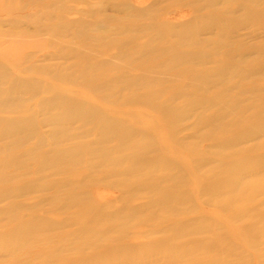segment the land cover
Returning a JSON list of instances; mask_svg holds the SVG:
<instances>
[{
  "label": "rangeland",
  "instance_id": "rangeland-1",
  "mask_svg": "<svg viewBox=\"0 0 264 264\" xmlns=\"http://www.w3.org/2000/svg\"><path fill=\"white\" fill-rule=\"evenodd\" d=\"M206 1L207 0H85V1L83 0V2H82L81 0H57V2L52 3L49 0H4L3 5H2L4 8L2 6L0 7L1 8L0 9V35H1L0 36V47L3 46L0 48L1 49L0 50V89L1 90L3 89L5 91L0 90L1 91L0 93H2V94H0V108H1L0 109V127L1 126L4 127L6 130H9V132L5 131L4 128H0V132L2 131L1 132L2 134L0 133V137L6 133L5 136H3L1 138L4 140L0 139V147H1L0 148V162H1L0 165L2 167V169L0 168V175H1L0 179L1 180L3 179L2 182L0 180V185H1L0 186V196H1L0 197L1 198V200H0V233H1L0 234V252H1L0 253V255H1L0 260H2V258L4 257L3 258L4 261H0L1 264H17V263L22 264V262H24V261H25V263H23V264H43V263H41L42 261L44 262V264H47V263L52 264L50 259L39 260V258H38L37 259V261L39 262L38 263L36 261V259L34 261V259L31 258V256L33 257V254H35V252L37 251V247L36 248L33 247L34 249L31 248V250L33 249V251H31L30 255H29V253L24 252L27 254L22 255L23 257L21 255L20 256L18 255L19 258L18 257L15 258V256L14 257L11 256L10 250L11 251L14 250L15 246H17L18 243L34 244L36 241H37L36 242L37 244L38 243L40 244V245L38 244L39 245L38 248L43 246V245L48 246V244L50 243L48 248L55 247V249H52L53 251H56L57 250L56 248H58V246L60 248L66 242L65 243L66 245H64V246H69V247H66L67 250L64 251V255H65L66 260L68 262H71L72 259H76L79 261L78 262L79 264H92L88 261V258L94 259V260H92V262H95L97 264H109L110 261H108L106 259L107 257L104 259L100 258L103 260H99V258H97V256H96L97 255L96 252H100L102 250H108V253H109L110 249H111V252L114 250V247H115V251H119V250L124 251V253H120V254L116 255L117 258L114 260V262H111L114 264H153L155 261L156 262L154 264H178V263L179 264H192L193 262H195L193 264H196V263L200 264V262L202 264H212V263L216 264L212 261V255L217 256V258H219V260H222L223 262L228 263V264H237V263H240L241 261H242V264H264V259H263L264 258V256H263V254H264V247H263L264 246V238H263L264 237L263 236L264 235L263 234L264 233V227H263L264 221L263 220L264 219H262V218H264V211H263L264 210V203H263V205H261L262 203L258 202V200L260 202H264L263 201L264 200V193H263L264 189L262 190V188H260L261 193H260L259 189H257L258 191L255 190L256 192L253 190L254 194H253V192L250 191L252 193L251 194L248 191V194H247L248 199L245 197V199L243 198L244 200H241V202L233 203V205H230L232 208L230 206L226 207L227 205H225V204L220 205V204L216 203L215 199L210 198V196L205 194V192H202V194L198 193L196 190L195 178H194L193 174H190L188 172L187 165H184L182 162L177 161V162H174L177 169L176 168L173 169L174 171L171 170L172 171V173H171L172 177L175 176L174 177L175 183L173 186L174 188L169 189V190H167V189L163 190V191H165V193L161 196V198H166L169 195H173L172 197L180 199V202H179V200L177 202L179 206L178 205L174 206L176 211H179V212L183 211L182 209L184 207H186V209L184 208L185 210H188L189 208L191 209V207H192L193 211L190 213V215H192V217H194V218L188 217V216H183L181 218V220H185V219L186 220H185V222L181 221L182 226L188 223L189 226L192 224L191 226H194L195 228L199 227V229L202 228V226H203L202 229H205L204 225H203V224H205L207 231L205 230V232L201 233L202 231L200 232V230H201L200 229V230H196V231H199L197 233H194V231H193L192 233H189L188 235L187 234H180L179 238L177 237L178 238V240H177L174 238L171 239V237H169L171 234L169 232H172L171 230H169L167 228L164 229V227L160 228V226H154V225L150 224L151 221H149L147 224L144 223L145 218L147 219V217H148L147 214H149L150 217H152L154 215L153 217L156 218V216L158 217L161 213L162 214L164 213L161 211V209L163 210L164 208L160 207V209H159L156 205L153 206V204L152 205L150 204V201L152 199H154L152 197L155 194L153 196L152 195L150 196L149 193L148 194L146 193V191H144V192L142 191L144 189L140 188L141 185L138 184L139 183L138 181L140 178L136 174L140 175L144 170H150L151 169L150 167H152V166H153L152 171L157 169L159 172V168L161 166V161L155 160L156 159L155 157L158 154L164 155L165 157H169V156L165 155L168 153L166 150L165 143L161 139L162 133L167 132L170 129L169 128L167 130L168 127L165 128V126L167 125V123L165 122V119L166 120L168 119V122L170 121L171 124H173V125L170 124L172 127L171 129L174 128V130L179 131L178 132L179 134H177L176 131H175L176 133L175 132L173 133V130H172L171 135L173 137V140L178 141V142H181V141L187 142V143L183 142V145H185L184 147H187L188 144H191L192 146H196L194 151H193L194 157L195 158L203 157L205 159L206 158L208 159L204 162L205 164L203 165V169H205V170L209 169L208 170L209 173H214V172L216 173V172H219L220 170H225L226 168H227L226 170H228L230 167H228V163H226L225 161L232 160V157H231L232 154L231 153L235 154V155H233L234 157L237 156L239 158H241V157L245 158L247 156V157H249L248 159H252L254 161L257 158L264 160V156H263L264 150H261V152H260L261 148L264 149V132H259V133H257V135H251V136L247 135L248 130H249L248 128L250 126L251 127L254 126L255 123L257 122L256 120L254 121V119H255L254 117L257 114L256 111L260 109V108L258 109V106L260 107L262 104H264V0H251V2H250V0H244V1L237 0L238 2L236 0H234V1H232V0H212L210 2H206ZM241 1L244 3H242ZM246 1H248L249 3ZM151 2H152V4H151ZM50 3H52V4H50ZM193 3L195 4L194 6H193ZM124 4H125L126 9L123 8ZM210 4H211V6H210ZM249 4L252 7H250ZM114 5L118 6L119 9L115 10V9H117V7L114 8L115 7ZM205 5H206V7H205ZM195 6H198L197 8L199 10ZM191 7L192 8L194 7L195 9L194 8L191 9ZM19 8H20V10H19ZM113 9H114V11H113ZM121 9H124V10H121ZM39 10H41V11H39ZM62 10H64V11H62ZM119 10H121V11H119ZM212 10H214V12L216 11L217 14H215L216 12L214 13ZM47 11H48V13H47ZM123 11H124V13H123ZM209 12H211V13H209ZM212 12L214 15H211ZM207 13H209L210 15ZM39 14H40V16L42 14V16L40 17ZM98 14H100V15H98ZM125 15H127V16H125ZM134 15H135V17H134ZM61 16H63L62 17L63 20L60 18ZM113 16H116V17L113 18ZM49 17L51 18L50 19L51 21L48 20ZM101 17H102V19H101ZM108 17L110 20L108 19ZM149 17H151V18H149ZM53 18L55 21L53 20ZM121 18H122V20H118ZM133 18L136 20L134 21ZM57 19H59L58 21H60L59 22L60 25L58 23H57V25L55 24V22H57L56 21ZM221 19H223V20H221ZM112 20H117V21L114 22ZM128 20H130V21H128ZM62 21H65V22L67 21V22H66V24H64L65 22H62ZM109 22L111 24H114V25H112V27H111L108 24ZM151 23L152 24L154 23L155 26H152ZM182 23H184L185 25ZM53 24L55 25V27H57L56 29H55V27H53L54 26ZM119 24H121V25H119ZM106 25L108 28L105 27ZM160 25H161V27H160ZM65 26H67V27H65ZM96 26H97V28H96ZM98 26L101 27L102 30L98 29L99 28ZM113 26H115V28H116V26H118V27L116 29L115 28L113 29ZM147 26L153 27V28L150 29ZM168 26L170 28H168ZM187 26H188V28H187ZM219 26H221V28ZM125 27H127V28H125ZM206 27H208L207 28L208 30L206 29ZM198 28H200V29H198ZM202 28H204V29H202ZM215 28H216V30H215ZM226 28H227V30H226ZM105 29L106 30L111 29L110 31L112 32V34L110 31L105 32ZM18 30H21L20 34L21 33L22 34L21 35L19 34L20 36L17 34V33H19ZM112 30H114V31H112ZM117 30H119V31H117ZM167 31H169V32H167ZM51 32H55V34L51 33ZM114 32L115 33L118 32V34L117 33L114 34ZM122 32H124V33H122ZM4 33H5V36L3 35V37L4 38L6 37L5 39L2 37V34H4ZM25 33H26V36H24ZM32 33H33V35H32ZM49 33H51V34H49ZM29 34H31V35H29ZM59 34H61V35H59ZM27 35H29V39H31L32 43H33V39H34L33 46H32V43L29 39H28L29 41H27V38H28ZM152 35H153V37H152ZM218 35L220 37H218ZM134 36H136V37H134ZM185 36H187V37H185ZM18 37H20V38H18ZM21 37H23V39ZM38 37L42 40L38 39ZM128 37H130V38H128ZM159 37H160V40H158ZM179 37L181 40L179 39ZM198 37H199V40L201 42L203 40L205 41L207 39L205 41L206 43L204 41L202 42V44L205 45V49H206V51L203 52V56H204L203 59L204 60L197 59L198 58V56H197V58L193 59L194 62L191 61L189 64L188 63L185 64V61L182 58V56L184 55L185 52H187L189 50V52H197V53L199 52V54H200V51H203V49H204V48L201 49V45H199L200 41H198V39H197ZM13 38H15V39L12 40ZM148 38L153 40V41L151 40L150 46L152 45L151 47H153V46L154 47L151 48L150 46H148L147 48H145L146 49L145 51H143L144 49L142 51L141 50L139 51L138 48H139V45L141 44V42L145 41ZM188 38H189V40H188ZM54 39H56V40L58 39V40L54 41ZM59 39H60V41H59ZM113 39H115V40H113ZM119 39H120V41H119ZM16 40H18L19 42L22 40L25 42H28L27 43L28 45H25V43L22 41L23 43L22 42H20V43L24 44L25 47H23L24 45L20 46L19 45L20 43L19 44L15 43ZM39 40L41 41V43L40 42H39V44H38V42L36 43V41H39ZM51 40H53V41H51ZM11 41H13V43ZM50 41L52 42L53 46L51 45ZM173 41H174V43H173ZM182 41H184L185 43ZM10 42H11V44H10ZM53 42L56 43L57 45L54 44ZM186 42H187V44H186ZM188 42H190V44ZM214 42H215V44H213ZM158 43L160 46L159 48L162 50V52L160 49L156 48ZM208 43H210V45ZM14 44H16L17 46L19 45L20 48L16 47V45H14ZM48 44H49V46H48ZM58 44H61V46L59 45L60 47H56V46H58ZM184 44H186V45H184ZM217 44H219V45H217ZM34 45H35V47H36V45L39 47L31 49V47H34ZM174 45H175V47H174ZM4 46H5V48H4ZM8 46H10V47L13 46V47H15V49L18 48V50L10 49V51H7L8 55L4 54V51H5L4 49H6V47H8ZM27 46H29V47H27ZM50 46H52V47H50ZM122 46H124V48ZM129 46L132 48L130 49ZM209 46H210V48H209ZM77 47H80L81 49L83 48V50L85 52H82L83 50H81V49H80V51L76 50V49H79ZM61 48L63 49V51ZM195 48H197V49H195ZM22 49H23V51L20 54H17ZM102 49H103V51H102ZM158 50H160V51H158ZM13 51L14 52L16 51L17 53L14 54ZM133 51H135V52H133ZM8 52H10V53L13 52V53H12V55H10ZM79 52L82 53V57H84V58L81 57V54L79 55ZM210 52H211V54H210ZM87 53L88 54L91 53L90 56ZM85 54H87V55H85ZM125 54L129 55L131 58L129 56H128V59L125 58V57H127V55H125ZM208 54H209V56H208ZM124 55H125V57H124ZM140 55H142V57ZM210 55H212V56H210ZM22 56L24 58H22ZM159 56H162V57H159ZM174 57H175V59H173ZM76 58H78L79 61ZM81 59H82V61H81ZM98 59L99 60L102 59V61H100V62L98 61V63H97ZM103 59H105V60H103ZM133 59H135V61ZM137 59H139V60H137ZM165 59H166L167 65L164 63ZM95 60H96V64H95ZM107 60H109L110 62L109 61L106 62ZM112 60H114V63ZM179 60H181V61H179ZM91 61H94V62H91ZM103 61H105V62H103ZM111 61H112V63H111ZM157 61H158V63H157ZM77 62L80 65H77ZM84 62L87 64H85ZM90 62H91V64H89ZM199 62H201V63H199ZM93 63L95 64L96 67L91 66V65H94ZM101 63L103 65H104V63H106L108 66L105 64V66H106L105 67ZM110 63H111V65L114 64V66H116V68L113 65L111 66ZM136 64H137V66H136ZM149 64L151 67L149 66ZM174 64H176V65L173 66ZM260 64H263V65H260ZM85 65L89 66V67H87L85 69V67H86ZM152 65H153V67H152ZM186 65L188 68L186 67ZM101 66H102V69H101ZM138 66H140V67H138ZM155 66L157 68H155ZM98 67L101 70L97 69L95 71V69ZM144 67L146 68V70ZM193 67H195V68L192 69L193 70L192 72H190L189 70ZM112 68H113V71H111ZM168 68H170V69H168ZM87 69H88V72L86 71ZM230 69H231V71H229ZM241 69H243V70L240 71ZM93 70L95 71V73L96 72L97 73L96 74L94 72L92 73ZM106 70L108 71L107 73H106ZM169 70H170V72H169ZM178 70L182 71L183 73L182 72L180 73V71H178ZM80 71H81V74H82V71H84L82 76L80 74ZM143 71H145L146 73H142ZM124 72L128 76L130 75V77H128V76L126 77V74H123ZM240 72H242V73H240ZM91 73L93 75L94 74L95 75L92 76ZM147 73H148V75H146ZM201 73L203 75L204 81H203L202 77H200V76H202ZM139 74H142V75H140L139 80H137L138 77L136 75H139ZM143 74H145L146 77ZM173 74H174V78H173ZM197 74H199V75L197 76ZM204 74H206V76H207L206 78H205ZM216 74H217V76H216ZM83 75H86V79H84L85 76H83ZM122 75H124V76H122ZM175 75H177V76H175ZM226 75L228 76V78ZM90 76L92 78H94V80L90 79ZM98 76H99V78H97ZM110 76H111V78L108 79ZM179 76H180V79H178ZM233 76L235 78H233ZM132 77L134 78V80L131 79ZM142 77H143V79H141ZM199 77H200V79H199ZM95 78H97V79L95 80ZM118 78L121 80H119ZM168 78L171 80L173 78V80H172L173 82L171 81L173 84L175 83L174 81H176L178 79V83L176 82L174 85H172V83L169 82L170 80H168ZM175 78H176V80H175ZM229 78H231V79H229ZM116 79H117V81H115ZM159 79H162V81H163V82L161 81V84H160ZM205 79H206V82H209V83H206ZM211 79H212V81H211ZM132 80L134 81V84H133ZM143 80L146 81V82H144L145 84L143 83ZM213 80L215 82H213ZM103 81H105V82L103 83ZM106 81H108V82H106ZM114 81L116 83H113ZM118 81H119V83H118ZM135 81H136V83H135ZM158 81H159V83L156 84V82H158ZM166 81L169 83H167ZM210 81H211V83H210ZM121 82H123L124 84ZM127 82H128V84H125ZM139 82H140V84H138ZM147 82H148V85H147ZM202 82H203V85H204V83H206V84L203 86ZM212 82H213V84H212ZM95 83H97V85H95ZM111 83H112V85H111ZM198 83L201 86H198ZM109 84L111 85V87ZM114 84H116V85H114ZM141 84L142 85L144 84V87ZM30 85L32 86L31 89L29 88V87H31ZM94 85L96 87L98 85L99 86L101 85L100 87H102V88H100V90H99L98 89L99 86H98L96 88L97 90H95ZM10 86L12 88V91H11L12 93H10L11 88L9 90ZM155 87L156 88L159 87L160 89L159 88L155 89ZM184 87L187 89L188 92L185 91L186 89ZM107 88H111V89L109 90ZM191 88L193 89V91ZM203 88L205 90H203ZM102 89L108 90L109 94H105L107 91L106 90H105L106 92L102 91ZM198 89H200V90L198 91ZM6 90L8 92H6ZM92 90H94V92ZM147 90H148V92H147ZM160 90L163 91V94H162V92H161V94H158V92L160 93ZM176 90H177V92L178 91H180V92L177 93ZM110 91H112L114 93L112 94V92H110ZM211 91H212V93H210ZM5 92L7 95H5ZM17 92H18V94H17ZM22 92H23V94H22ZM131 92L135 93V94H132ZM184 92H187V95H184ZM151 93L152 94L154 93V94L152 95ZM20 94H21V96H20ZM145 94L148 96H145ZM174 94H176V95H174ZM179 94H181L182 96ZM195 94H196V96H194ZM1 95H5L3 97L4 98L6 97L7 100L2 99L3 97ZM63 95H64V98H63ZM136 95H137V97H136ZM156 95H158L157 97L159 99L158 98L154 99V98H156L155 97ZM159 95H162V96L159 97ZM259 95H260V97H259ZM109 96H111V98ZM144 96H145V100H144ZM173 96H175V98ZM186 96L189 98L188 99L185 98ZM234 96L236 97V99L233 100L235 102V106L236 105L239 106L238 108H240V111H242L239 114L243 115L242 116V115L238 114V116H240V117L237 118L238 119L237 123L240 124L239 127H242L243 125H245V126H243L240 129H239V127H236L237 129L226 128V130L221 131L219 133L215 132L217 134H215L216 137L214 138L213 130L215 131L216 129H211L213 127V125L211 123L213 117H217V118L220 117V120L223 121V120L230 118L231 116H229L225 119V117L221 116V115H224L222 113H225V115H226L227 113H229L227 111H230V113L233 111V108L230 107L229 105H228L227 110L221 109L222 107L223 108L225 107L224 102L227 100H222V102H221L220 99L231 98ZM257 96L259 97V99H257L258 98ZM17 97H18V99H17ZM149 97H151V98H149ZM170 97L172 98V100L170 99ZM261 97H263V98H261ZM14 98H15V100H14ZM152 98L154 99L153 102H152ZM212 98H213V100H212ZM216 98L221 102V105H219L220 102H218V100L216 101ZM23 99L24 100L26 99V101H24ZM146 99H147V101H150V100L151 101L148 103V102H146ZM169 99L171 101H168ZM255 99H257V100H255ZM187 100H189V101H187ZM258 100L259 101L261 100L260 103H262V104H260V103L258 104V102H257ZM4 101H6V102H4ZM14 101H15V104H13ZM21 101L23 103H21ZM162 101L167 103V104L164 103L166 105V106L164 105L166 108L163 106ZM186 101H187V103L189 102V104H187V103L185 104ZM190 101L194 104H192ZM228 101H230V100H228ZM236 101H237V104H236ZM253 101H255V103ZM16 102H18V103H16ZM59 102H60V104H59ZM73 103H75V104H73ZM168 103L172 106V108L174 110L172 108H171V110L169 109L170 105ZM229 103H227V104H229ZM250 103H251V105H250ZM16 104H17V106H15ZM65 104H67L69 106L71 105L70 106L71 108L69 107L70 109H67V105H65ZM78 104L80 107L77 106ZM253 104H255V105L258 104V105L256 107ZM73 105H76V106L73 107ZM160 105H162V106H160ZM243 105L245 107H248V108H245ZM41 106H42V108H41ZM219 106H221V107H219ZM5 107H8V108H5ZM160 107H161V109H159ZM49 108H51V109L54 108V109L49 111L50 110ZM186 108H188V109H186ZM249 108H250V110H248ZM252 108H255V109L252 110ZM84 109H86L85 111H87L86 115H85ZM162 109L163 110L166 109V110L163 111ZM167 109L170 111H168ZM183 109H185L186 111L188 110V111L187 112L183 111ZM261 109H264V108L261 107ZM42 110H44V111H42ZM45 110H47V112ZM71 110H73V111L75 110L77 117H76V115H74L73 111L71 112ZM110 110H112V111H110ZM55 111H57V113ZM93 111L95 112V114ZM167 111L170 112V115H172L171 113L173 111H177V112H174L172 117L169 115L171 118L170 117L164 118V116H168V114H169ZM180 111L184 112V113H181ZM251 111H255L254 116H253L254 112H251ZM49 112H51V115H49ZM54 112H55V114H54ZM59 112L62 113L61 117H65V118L61 119V117L59 116L60 121L58 120V115H60ZM165 112H166V114H165ZM245 112H247L248 114ZM180 113L183 115L180 116ZM30 115H32V116H30ZM67 115H70L69 116L70 119L68 117H66ZM28 116H30L31 118H28ZM107 116H109V117L107 118ZM176 116H177V118H176ZM113 117H114V119H116L115 121H113L114 119H110ZM173 117H175L174 118L175 120L174 119L172 120ZM83 118H84V120H83ZM90 118L94 119V120H91ZM49 119H51V120L54 119V122L56 119L57 120L54 123L53 121H51ZM75 119H76V122H73V121H75ZM178 119H179V121H178ZM203 119H204V121H203L204 123L202 122ZM210 119H211V121H210ZM25 120L28 123L25 124ZM68 120L69 121L71 120L70 123L68 122ZM110 120H112V122ZM11 121H12V123H11ZM23 121H24V123H23ZM101 121L104 123H102ZM124 121H126V122H124ZM174 121H176L175 123L178 124V125L175 124L176 127L174 126ZM207 121L210 122L212 126L210 124L208 125ZM106 122H109L108 125ZM32 123L34 124V126ZM60 123H62L63 125L65 123L64 127H62L63 125ZM81 123H82V125H81ZM87 123H88V125H87ZM114 123H115V125H114ZM117 123H119L120 126ZM75 124H78V126H76ZM105 124L109 127H104V126H106ZM116 124H117V127H120V128H118V129L115 128ZM15 125H16V128H18V131H17V129H15V127H14ZM18 125H19V127H18ZM26 125H27V127H26ZM35 125L37 126L38 131L35 130L36 129ZM92 125H93L94 129L92 128ZM112 125H114V127ZM21 126L23 127L22 129H20ZM60 126H61V129H60ZM66 126H67V128H66ZM110 126H111V128H110ZM214 127H216V126H214ZM10 128H12L13 131ZM27 128H29V129H27ZM30 128H32V129L30 130ZM33 128H34V130H33ZM69 128H70V131H68ZM71 128L75 129L76 131L72 130ZM107 128H110V129L108 130ZM112 128H113V130L115 129L114 133H113ZM122 128H123V130L125 128V130H124L125 133L123 132V130H121ZM207 128H208V130H207ZM209 128L212 132L209 131ZM19 129H20V131H19ZM25 129H27L28 132L25 131ZM62 129H64L63 132L61 131ZM116 129H117V132H116ZM15 130L17 131V133L14 132ZM79 130L80 131L82 130L83 133L80 132ZM91 130H92V132H91ZM96 130H97V132H96ZM126 130H128L130 133L132 132L133 134L136 133L135 135H136V137L138 136V140L137 139L134 140V135L132 133L131 134L128 133V131L126 132ZM143 130L145 132H142ZM232 130H233V132H234V130H236L235 132L237 134L235 132L234 133L231 132ZM242 130H244V131H242ZM34 131H35V133H34ZM64 131H65V133H64ZM120 131H122L123 133ZM203 131H205L204 134H201V133H203ZM226 131L230 132V133H227ZM11 132H13V133H12V135L9 136L8 134H11ZM208 132L212 133V135H210V133H209L211 138L208 137L209 136ZM223 132L224 133L226 132L227 134L226 133H225L226 135L221 134ZM15 133H16V135H15ZM72 133H74V134H72ZM87 133H88V135H87ZM96 133H98V134H96ZM99 133H100V135H103V137L101 136L102 138L100 137ZM104 133H105V136H104ZM205 133H206V135H205ZM20 134L24 135V136H22V138H21ZM30 134L32 135L31 137H30ZM110 134H112V135H110ZM219 134H221V135H219ZM229 134L234 136V137H236V136L238 137V140H237L238 145L237 146L222 147L219 144L220 143L219 140H222V141H225L227 139L229 140L230 138H232V136H229ZM238 134L242 135V137H241L242 139H240V137H239L241 135H238ZM59 135L61 137H64V138H61ZM96 135L99 137H97ZM200 135H202V136H200ZM198 136H199V138H198ZM252 136H254L255 139H253ZM74 137L75 138L77 137V138L74 139ZM132 137H133V139H132ZM203 137H206V138H203ZM246 137L249 139L247 140ZM40 138H42V139H40ZM105 138H107L110 141H108ZM125 138H126V140H124ZM139 138H141V140ZM207 138H209V139H207ZM69 139H72V140L70 141ZM243 139H245V140H243ZM98 140H99L100 144L98 143ZM117 140H118V142H117ZM139 140H140V142H139ZM240 140L242 141L241 142L242 144L240 143ZM92 141H94V142L92 143ZM120 141H123V144H121ZM136 141L138 144L136 143ZM14 142H15V145H13ZM103 142L104 143L106 142L105 143L106 145ZM116 142H117V145L115 144ZM257 142H259V143L262 142V143L259 144ZM21 143H23L24 145L22 144L23 145L22 146ZM39 143H40V145H39ZM44 143H46V144H44ZM126 143L128 145H136L137 144L138 146L135 147V153H136V151H138L136 154V157L140 153V151H141V153L142 152L144 153V151H145L146 155L143 153H142V155L139 154V156H141V157H139L140 159L141 158L142 159L145 158V159L140 160L138 158L137 159L134 158L135 157V153H134V155H132V158L134 159V161H133V159L130 161L128 159L129 148L128 149L126 148V150H125ZM131 143H133V144H131ZM26 144H28V145H26ZM141 144L142 145L146 144L145 145L146 147L142 146ZM153 144H154V146H153ZM217 144H219V145H217ZM258 144H259V146H258ZM93 145H96V147L94 146V148H93ZM122 145L124 146V148ZM239 145L245 147L244 151L250 152V154L252 155V158H251V155H249V153L242 151L241 148H243V147H240ZM254 145H255V147H254ZM261 145H263V147ZM117 146H118V148H117ZM140 146L142 148L143 147L144 148L141 149ZM190 146H188V147H190ZM219 146H221V147H219ZM4 147H5V151L3 149ZM22 147H23V149H22ZM26 147H27V150L24 149ZM41 147H43V148H41ZM109 147H111L112 149L111 148L109 149ZM154 147H155V149H153ZM184 147H182V145H177L176 149H177V151H179V152L183 153L185 156H187L188 150ZM215 147H216V149H215ZM252 147H254L256 150ZM11 148L13 150L9 151V149H11ZM20 148H21V150H20ZM30 148H32V149L30 150ZM38 148L40 151H37ZM137 148H140V149H137ZM147 148L149 149L148 150L149 152L147 151ZM150 148L153 149L155 152L153 150H151ZM217 148H219V149L222 148V150L224 149L225 151L221 150L222 153H220L221 151ZM230 148H232V149H230ZM247 148H250V149L252 148V150L250 151ZM17 149H19V150L17 151ZM48 149H50V150H48ZM53 149L56 150V153L57 152L58 153L55 154V151ZM107 149H109V150H107ZM117 149H119L120 154L118 153ZM122 149H124L123 150L124 153L122 152ZM257 149H259V150H257ZM74 150H75V152H74ZM93 150H94V152H93ZM215 150H219L220 152H216ZM1 151H2V153H1ZM51 151H52L51 154L54 156H52L50 154ZM96 151L103 152V153L98 154V152H97V154L94 155L96 153ZM236 151H238V152H236ZM21 152H22V154H21ZM91 152H92V154H91ZM215 152H216V154H214ZM228 152H229V154H228ZM262 152H263V154H262ZM36 153H38V154H36ZM46 153H47V155H46ZM116 153H118V154H116ZM6 154H7V156H6ZM49 154H50V158H51V156L53 158L56 157L55 161H54V159L51 160V159H47V158L43 157V156H45V157L49 156ZM254 154H256L258 157L255 158L253 156ZM88 155L91 157H89ZM117 155H120V156H117ZM242 155H244V156H242ZM8 156H10V157H8ZM18 156H20V157H18ZM57 156H59L58 157L60 159L59 161L56 160ZM86 156H88V157H86ZM104 156H105V158H104ZM115 156H116V158L113 159V157H115ZM223 156H225V157H223ZM226 156H228V157H226ZM63 157H65V158H63ZM69 157L71 159H69ZM78 157H80V159H82V160L79 161ZM6 158L7 159L9 158V159L5 163V161H3V160L4 159L6 160ZM10 158L11 159L13 158V159L11 160ZM16 158H18V159H16ZM19 158H21V159H19ZM100 158L101 159L103 158V159L101 160ZM83 159H84V161H83ZM95 159H97V160H95ZM125 159H126V161L129 160L130 162L129 161L126 162ZM166 159L169 160L168 158H166ZM1 160L3 161L4 164L2 163ZM18 160H20V161H18ZM38 160H39V162H38ZM48 160H51V163ZM66 160L68 161V163ZM90 160H91V162H90ZM113 160H114V163H112ZM145 160H146V162L147 161H149V163L151 162L150 164L148 162L146 163L149 165H151L154 161H157V162H154V164H152V166L146 165L145 162H142V164L144 163L143 169H142V164L140 162L145 161ZM73 161H75V162L73 163ZM81 161L83 162L82 164H81ZM86 161H87L88 165L85 163ZM179 161H181V160H179ZM218 161H220V162H218ZM36 162L39 164V166ZM47 162H49L48 166H47V164H48ZM77 162H78V164H77ZM95 162H96V164L97 163L98 164L96 165ZM99 162L100 163L103 162L102 165ZM125 162L127 163V165ZM135 162H139V164L135 163ZM221 162L224 164V167H223V164ZM13 163L15 164V166ZM22 163L23 164L25 163V164L22 165ZM59 163L63 164V165H58ZM75 163H76L77 167H75L76 166ZM121 163H122V165L124 164L123 167H122ZM218 163H220V165L222 164L221 165L222 167ZM131 164L132 165L134 164L135 167L133 169L135 170V172H133L132 169H130ZM2 165L3 166L6 165V167L7 166L8 167L6 168V167H3ZM80 165L82 167H80ZM108 165L110 167H108ZM137 165H139V166H137ZM156 165H158V166H156ZM10 166H11V168H10ZM154 166L156 167V169H154ZM53 167H54V169H52ZM72 167H74L75 169H72ZM89 167L92 168V170H90ZM93 167H95V168L93 169ZM12 168H13V170H12ZM55 168L57 169V171ZM58 168H61V169L58 170ZM112 168H115V170ZM217 168H220V170L219 169H218V171L214 170ZM256 168L257 167H254V169H256ZM14 169L16 171L22 172L23 174L19 173L20 174V176H19L18 174H16L17 172H15ZM38 169H41L42 171L41 170L39 171ZM95 169H96V172H95ZM254 169L251 170V174L249 173V176L252 179L248 175H246V177H245L246 179H244V180H248L250 178L249 180L252 181V180L256 179V177L257 178L261 177V174H262V170L260 171L261 168L256 169V172H258V173H255ZM31 170H33V171H31ZM54 170H55L56 174H58V175L55 176ZM175 170H177V171H175ZM8 171L10 174L8 173ZM10 171H12V172H10ZM58 171H59V173H58ZM165 171H167V170H165ZM6 173L8 175H6ZM88 173H89V175H88ZM128 173H130V174H128ZM40 175H42L43 178ZM82 175H84V176H82ZM104 175H106L107 177L105 176L106 178H103ZM117 175H118V177H117ZM125 175L127 177H128V175H130L131 177L129 176L128 178H126ZM17 176H19V178ZM179 176H181V177H179ZM4 177H6V178L4 179ZM12 177H13V179H12ZM85 177H87V178H85ZM136 177H138V178H136ZM83 178H85L86 180ZM132 178L133 179L136 178L135 179L136 181L138 179L137 187L135 189H130L126 185L128 179H132ZM7 179H9V180H7ZM43 180H47V181H43ZM3 181L5 184H3ZM12 181H13V183H12ZM31 181H33V182H31ZM51 181H52V185L50 183ZM9 182H11V183H9ZM38 183L39 184L41 183V184L39 185ZM25 184H26V187H24ZM122 184H123V186H122ZM17 185H19V186H17ZM14 186L15 187L17 186V187L15 188ZM20 186H21V188H20ZM34 186H35V188H33ZM64 188H65V190H64ZM137 188H138V190H137ZM7 189L9 190V192ZM62 189L64 191H60ZM52 191H54V193ZM77 191H80V193H82V194H80L79 192L77 194L76 193ZM140 191H141V193H139ZM4 192L6 194L1 195V193H4ZM257 192H259V194ZM62 193L64 195H62ZM136 193H137V195H136ZM249 193L251 194V196ZM20 194H21V196H19ZM73 194H75V195H73ZM184 194H185V197H184ZM11 195H13V196H11ZM54 195H56L57 197ZM78 195L79 196L81 195V197L79 198ZM82 195L85 197H83ZM58 196H61V197H58ZM67 196L68 197L69 196L70 197L75 196L76 198L74 197L73 199L76 201H74L72 199V197L68 198ZM257 196H258V198L259 197L260 198L257 199L256 198ZM47 197H48V199H45ZM54 197H55V199H54ZM66 197H67V200H66ZM2 198H4L5 201ZM58 198H60V199H58ZM50 199H51V201H53V203L50 202ZM82 199L84 201H82ZM253 199L255 201H252ZM77 200L78 201L80 200L81 203L79 204V202ZM69 201H71L70 202L71 204L69 203ZM212 201L216 204H212L213 203ZM256 202H258L260 205L257 204ZM62 203L64 205H62ZM74 203H77V204H74ZM104 203H105V205H104ZM145 203H146V205H145ZM183 203H185V204H183ZM187 203H189V204H187ZM143 204H144V206H143ZM173 204H175V203H173ZM182 204L184 207L180 206ZM241 204H242L243 208L240 207ZM14 205H16V207H14ZM38 205H39V208H37ZM99 205H101L100 208H99ZM235 205H238V206H235ZM246 205L249 207H245ZM252 205H254V206H252ZM35 206H36V208H35ZM67 206L70 209H68ZM87 206L91 207V209H89L90 213L88 212V210H87L88 213L84 212V208ZM120 206L122 209L120 208ZM221 206H223V207H221ZM147 207L149 210L147 209ZM31 208L32 209L34 208V209L32 210ZM223 208L226 212H224ZM226 208L228 210H226ZM245 208H246V210H242ZM255 208L257 209V211ZM58 209H60V210L58 211ZM153 209H154V211H153ZM231 209H233V210H231ZM236 209L240 214L243 211L244 212L250 211L251 213L249 214V212H247L248 213L247 215L250 216L251 218L246 217L247 215L245 213H243V218H242V216L237 213ZM251 209L256 211V212L253 211V213H256V215L258 214V216L255 215L256 218H253L254 214L252 213ZM94 210H95V212H94ZM157 210L161 213L156 212ZM124 211L126 213H124ZM262 211H263V214L261 213ZM13 212H14V215H13ZM93 212L95 215L93 214ZM104 212L106 213L105 215H104ZM141 212L144 213V215ZM117 213H118V215H117ZM121 213H123V214H121ZM128 213L130 215H128ZM1 214H3V215H1ZM10 214H12V215H10ZM140 214H141V216H140ZM244 214H245V216H244ZM97 215H99V216L97 217ZM181 215H182V213H181ZM195 215L198 217H196ZM9 216L10 217L14 216L15 219L14 218L11 219ZM46 216H48V217H46ZM101 216H103V217H101ZM67 217H68V219H67ZM141 217H144V218H141ZM200 217H201V219H200ZM205 217H206V219H205ZM6 218L8 220H6ZM63 218H65V219H63ZM136 218H138V220ZM233 218H235L236 220ZM257 218H260V220H259L260 222L258 221ZM115 219H117V220H115ZM126 219L131 222L130 225H127L130 222H128ZM187 219H189L190 221ZM237 219H239V220H237ZM251 219H252V221H251ZM256 219H257V221H256ZM4 220H5V222H3ZM48 220H50V221H48ZM51 220H53V221H51ZM54 220L56 221V223ZM64 220L66 222L63 223ZM122 220L127 221L128 223L123 221L125 224L124 225L122 223ZM136 220H137V222H136ZM192 220L196 223H197V221H199V222L197 223V225H196V223L194 225V222ZM7 221H9V222H7ZM109 221H112L115 224L113 223L112 225H110L109 223H111V222H109ZM188 221L189 222L192 221V223H189ZM116 222L117 223L119 222L118 223L119 225ZM260 224L263 226H261ZM100 225H102L103 227H101ZM108 225H110V226L106 228V226H108ZM116 225L118 226V229L119 228H121V229L118 230ZM112 226L115 228V230ZM129 226H131L132 228ZM256 226H258V227L261 226V228H258ZM33 227H34V230H33ZM53 227L55 229H52ZM184 227H186V226H184ZM222 227H223V229H222ZM256 228H258V229L255 231ZM13 229L17 230L18 232L11 234V231ZM43 229L44 230L46 229V230L44 231ZM31 230H33L34 235L32 234L33 232ZM42 230L44 233L41 232L42 235H40L41 233H38V232H40ZM56 230H59L58 233ZM144 230L146 231L147 234L145 233ZM215 230H216V232H215ZM112 231H114L116 234ZM120 231H123V232H120ZM208 231L210 232V234ZM19 232H21L20 238H19V234H20ZM29 232L31 234H30V237L28 238ZM51 232L53 235H51ZM90 232H91V234H90ZM108 232H109V234H108ZM126 232H128V233H126ZM165 232L169 233V235L165 234ZM213 232H215V233H213ZM239 232H249V235L251 233V235H250L251 239L246 242L240 236ZM260 232H262V233H260ZM2 233H4V235ZM24 233H28V234L25 235ZM92 233H93V235L96 233L97 235L95 234L94 236L97 237L99 240H97V238H95L92 235ZM204 233H208V234H204ZM219 233H220V235H219ZM36 234H39V236L43 239L45 238L44 240L41 239L43 241L42 243L40 242L41 240H39V238H40L39 236L37 237L38 239L36 238V236H37ZM43 234H44V236H43ZM55 234H57L58 236ZM65 234L67 236H65ZM88 234L90 236H93V238H91ZM143 234L146 236H144ZM161 234L167 238V242H171L173 240L172 242H174V243L171 242L172 244L171 243L168 244L165 242L164 244L160 245L159 240L161 239V236H162ZM17 235H18V237H16ZM22 235H23V237H21ZM45 235L46 236L49 235V237H47L48 240L46 239ZM87 235L91 238V240H89L90 239L89 237H86ZM109 235L112 236L111 238H114L115 235H118V236H115V238L118 237L117 238L118 242H116L115 244H108L109 239L105 240V238H108ZM124 235H126V236H124ZM195 235H197V236H195ZM206 235H207V237H206ZM100 236H102V237H100ZM122 236H123V239H122ZM10 237H12V238H10ZM33 237H35V239ZM50 237L52 239L56 238L55 242ZM254 237L256 239H253ZM21 238H23V239H21ZM24 238H25V240H24ZM31 238H33V241ZM58 238H59V242L61 240L64 243L61 242V244H60L58 242ZM61 238H63V239H61ZM77 238H79V239H77ZM206 238H207V241L208 240L210 241V239H211V241L210 242L208 241L209 243L207 241H202L203 239H206ZM221 238L224 241V243H223V241L221 242V240H220ZM258 238H259V241L262 240L261 241V242H263L262 244L261 243L259 244ZM7 239L9 241H7ZM10 239H11V241H10ZM13 239H16V242H18V243H15V240H13ZM64 239H65V241H64ZM94 239H96V240H94ZM49 240H52V241H49ZM151 240L153 242H151ZM20 241H23V242H20ZM44 241H46V242L44 243ZM89 241H91L93 244ZM157 241L159 244H157ZM147 242L149 244L144 245ZM253 242H255V243L253 244ZM77 243H78V245L75 248V245ZM139 243H141V244H139ZM191 243H192V245H191ZM218 243H219V245H217ZM220 243H221V245H220ZM57 244H60V245H57ZM73 244H75V245H73ZM99 244H102V245H99ZM126 244H128V246ZM129 244L131 247L129 246ZM138 244H139V246H138ZM150 244L154 245V246H155V244L157 246L160 245L161 248L165 249V250L161 249V251H160V248H157L158 250L155 253V251H150L148 249L150 247ZM232 244H234V245L232 246ZM252 244L254 245V247ZM79 245L82 246L83 248L82 247L80 248ZM206 245H209V247ZM235 245L237 246V248H235ZM247 245H250V246H247ZM260 245L262 248L260 247ZM145 246H147V247H145ZM180 246H181V249L179 248ZM217 246L219 248H217ZM111 247H113V248H111ZM126 247H128V248L130 247L129 250H126V249H128ZM182 247H184V248H182ZM201 247L202 248L205 247L203 249H205V250L207 249L206 251H208L209 254L204 253L203 252L204 250H202ZM223 247H225V248H223ZM249 247L252 248V250ZM92 248H95V249H92ZM146 248L148 249V252H147ZM178 249H180V251ZM209 249L211 251H209ZM243 249H246V250H243ZM236 250L237 251L239 250V251L237 252ZM68 251L70 253H68ZM78 251H80V252H78ZM127 251L130 253H128ZM177 251L178 252L189 251V252L186 253L187 254L186 258H181V260H180L179 258H177L175 256ZM213 251H215V253ZM241 251H244L243 254ZM152 252H153V254H152ZM217 252H219V257L217 255L218 254ZM240 252H241V254H240ZM247 252H249V253H247ZM255 252L259 253V254H261L260 252H263V253H262V255H259V254H256ZM57 253L60 254L59 252H56V253H54V255L56 254V256L58 258L60 255L58 256ZM67 253L70 255H68ZM104 253H105V255H108V256L113 255L111 253L108 254L107 251ZM143 253L144 254L147 253V255H149V256H146ZM167 253H168V255H167ZM232 253H235L238 255H234ZM141 254H143L144 256ZM150 254H151V256H150ZM164 254L166 255L165 257H164ZM206 254H207V256H206ZM138 255H139V257H138ZM140 255H141V257H140ZM25 256H29V258L25 257ZM75 256H76V258H75ZM88 256H91V257H88ZM160 256H162L163 258ZM6 257H8V258H6ZM83 257H87V258H83ZM132 257H135V258H132ZM136 257H138V258H136ZM166 257L167 258L171 257V258L169 260H167ZM191 257H193L195 261H193L192 260L193 258H191ZM228 257H231V258H228ZM17 258H18V260L21 259V260H19L20 262L17 260ZM23 258H24V260H23ZM112 258H115V257H112ZM119 258L121 261L119 260ZM205 258H207V259H205ZM28 259H29V261H28ZM149 259H151V260H149ZM15 260H17V261H15ZM172 260H173V262H172ZM257 260H258V263H257ZM82 261H83V263H82ZM166 261H168V262H166ZM191 261H192V263H191Z\"/></svg>",
  "mask_w": 264,
  "mask_h": 264
},
{
  "label": "bare ground",
  "instance_id": "bare-ground-1",
  "mask_svg": "<svg viewBox=\"0 0 264 264\" xmlns=\"http://www.w3.org/2000/svg\"><path fill=\"white\" fill-rule=\"evenodd\" d=\"M49 1H51L52 3H53V2H57V0H49ZM81 1L83 2V0H81ZM84 1H85V0H84ZM210 1H212V0H207L206 2H210ZM232 1H234V0H232ZM236 1H237V0H236ZM242 1H244V0H242ZM242 1H241V2H242ZM3 2H4V0H0V7L3 5ZM30 2H31V1H30ZM117 2H118V1H117ZM121 2H122V1H121ZM225 2H226V1H225ZM237 2H238V1H237ZM246 2H248V1H246ZM246 2H245V3H246ZM250 2H251V0H250ZM52 3H50V4H52ZM59 3H60V2H59ZM149 3H150V2H149ZM194 3H195V2H194ZM194 3H193V6L195 5ZM215 3H216V2H215ZM242 3H244V2H242ZM248 3H249V2H248ZM248 3H247V4H248ZM30 4H31V3H30ZM41 4H42V3H41ZM113 4H114V3H113ZM151 4H152V2H151ZM199 4H200V3H199ZM213 4H214V3H213ZM33 5H34V4H33ZM36 5H37V4H36ZM39 5H40V4H39ZM46 5H47V4H46ZM117 5H118V4H117ZM126 5H127V4H126ZM249 5H250V4H249ZM40 6H41V5H40ZM55 6H56V5H55ZM114 6H115V5H114ZM118 6H119V5H118ZM118 6H115V7H114V8L117 7V9H115V10H118V9H119ZM150 6H151V5H150ZM210 6H211V4H210ZM2 7H3V6H2ZM59 7H60V6H59ZM122 7H123V6H122ZM151 7H152V6H151ZM195 7L197 8L198 6H195ZM205 7H206V5H205ZM250 7H252V6L250 5ZM250 7H249V8H250ZM3 8H4V7H3ZM20 8H21V7H20ZM20 8H19V10H20ZM112 8H113V7H112ZM120 8H121V7H120ZM123 8H125V4H124V7H123ZM141 8H142V7H141ZM193 8H194V7H193ZM193 8L191 7V9H193ZM249 8H248V9H249ZM0 9H1V8H0ZM61 9H62V8H61ZM61 9H60V10H61ZM125 9H126V8H125ZM127 9H128V8H127ZM144 9H145V8H144ZM194 9H195V8H194ZM197 9H198V8H197ZM205 9H206V8H205ZM208 9H209V8H208ZM50 10H51V9H50ZM60 10H59V11H60ZM121 10H124V9H121ZM121 10H119V11H121ZM140 10H141V9H140ZM198 10H199V9H198ZM218 10H219V9H218ZM39 11H41V10H39ZM62 11H64V10H62ZM113 11H114V9H113ZM119 11H118V12H119ZM144 11H145V10H144ZM151 11H152V10H151ZM151 11H150V12H151ZM207 11H208V10H207ZM212 11L214 12V10H212ZM219 11H220V10H219ZM115 12H116V11H115ZM213 12H212L211 15H214ZM215 12H216V11H215ZM215 12H214V13H215ZM248 12H249V11H248ZM40 13H41V12H40ZM45 13H46V12H45ZM47 13H48V11H47ZM123 13H124V11H123ZM143 13H144V12H143ZM197 13H198V12H197ZM209 13H211V12H209ZM209 13H207V14H209ZM42 14H43V13H42ZM42 14H41V16H42ZM141 14H142V13H141ZM146 14H147V13H146ZM215 14H217V12H216ZM219 14H220V13H219ZM98 15H100V14H98ZM98 15H97V16H98ZM195 15H196V14H195ZM209 15H210V14H209ZM253 15H254V14H253ZM39 16H40V14H39ZM41 16H40V17H41ZM125 16H127V15H125ZM215 16H216V15H215ZM248 16H249V15H248ZM248 16H247V17H248ZM57 17H58V16H57ZM62 17H63V16H61L60 18L62 19ZM114 17H116V16H113V18H114ZM128 17H129V16H128ZM131 17H132V16H131ZM134 17H135V15H134ZM137 17H138V16H137ZM140 17H141V16H140ZM249 17H250V16H249ZM110 18H111V17H110ZM142 18H143V17H142ZM149 18H151V17H149ZM43 19H44V18H43ZM50 19H51V18L49 17L48 20H50ZM101 19H102V17H101ZM108 19H109V17H108ZM133 19H134V18H133ZM138 19H139V18H138ZM140 19H141V18H140ZM190 19H191V18H190ZM53 20H54V18H53ZM58 20H59V19H57V20H56L57 22H55L56 25H57V23L59 24V22H60V21H58ZM62 20H63V19H62ZM109 20H110V19H109ZM118 20H122V18H121V19H118ZM124 20H125V19H124ZM135 20H136V19H134V21H135ZM151 20H152V19H151ZM221 20H223V19H221ZM50 21H51V20H50ZM54 21H55V20H54ZM98 21H99V20H98ZM112 21L115 22V21H117V20H112ZM128 21H130V20H128ZM131 21H132V20H131ZM234 21H235V20H234ZM240 21H241V20H240ZM62 22H65V21H62ZM62 22H61V23H62ZM66 22H67V21H66ZM66 22H65L64 24H66ZM107 22H108V21H107ZM225 22H226V21H225ZM236 22H237V21H236ZM49 23H50V22H49ZM95 23H96V22H95ZM119 23H120V22H119ZM154 23H155V22H154ZM154 23H153V24L151 23L152 26H155ZM186 23H187V22H186ZM108 24H109L111 27H112V25H114V24H111L110 22H109ZM117 24H118V23H117ZM130 24H131V23H130ZM182 24H184V23H182ZM225 24H226V23H225ZM53 25H54V24H53ZM59 25H60V24H59ZM109 25H108V26H109ZM119 25H121V24H119ZM126 25H127V24H126ZM148 25H149V24H148ZM166 25H167V24H166ZM184 25H185V24H184ZM217 25H218V24H217ZM219 25H220V24H219ZM110 26H109V27H110ZM123 26H124V25H123ZM169 26H170V25H169ZM169 26H168V28H170ZM202 26H203V25H202ZM208 26H209V25H208ZM53 27H55V25H54ZM65 27H67V26H65ZM98 27H99V26H98ZM105 27H107V25H106ZM117 27H118V26H116V28H117ZM129 27H130V26H129ZM147 27H149V26H147ZM147 27H146V28H147ZM160 27H161V25H160ZM219 27L221 28V26H219ZM231 27H232V26H231ZM49 28H50V27H49ZM56 28H57V27H55V29H56ZM96 28H97V26H96ZM107 28H108V27H107ZM114 28H115V26H113V29H114ZM116 28H115V29H116ZM125 28H127V27H125ZM144 28H145V27H144ZM149 28L151 29V28H153V27H149ZM183 28H184V27H183ZM185 28H186V27H185ZM187 28H188V26H187ZM187 28H186V29H187ZM207 28H208V27H206V29H207ZM98 29H101V27H99ZM98 29H97V30H98ZM179 29H180V28H179ZM181 29H182V28H181ZM195 29H196V28H195ZM198 29H200V28H198ZM202 29H204V28H202ZM229 29H230V28H229ZM101 30H102V29H101ZM110 30H111V29H109V30H108V29H107V30L105 29V32H106V31H110ZM128 30H129V29H128ZM165 30H166V29H165ZM207 30H208V29H207ZM215 30H216V28H215ZM226 30H227V28H226ZM18 31H19V33H17V34L19 35L20 32H21V30H18ZM47 31H48V30H47ZM50 31H51V30H50ZM56 31H57V30H56ZM58 31H59V30H58ZM112 31H114V30H112ZM117 31H119V30H117ZM125 31H126V30H125ZM125 31H124V32H125ZM143 31H144V30H143ZM146 31H147V30H146ZM185 31H186V30H185ZM1 32H2V31H1ZM26 32H27V31H26ZM105 32H104V33H105ZM110 32H111V31H110ZM124 32H122V33H124ZM127 32H128V31H127ZM160 32H161V31H160ZM167 32H169V31H167ZM194 32H195V31H194ZM199 32H200V31H199ZM202 32H203V31H202ZM227 32H228V31H227ZM227 32H226V33H227ZM28 33H29V32H28ZM28 33H27V34H28ZM47 33H48V32H47ZM51 33H54V34H55V32H51ZM51 33H49V34H51ZM61 33H62V32H61ZM102 33H103V32H102ZM108 33H109V32H108ZM116 33L118 34V32H116ZM116 33L114 32V34H116ZM185 33H186V32H185ZM195 33H196V32H195ZM221 33H222V32H221ZM221 33H220V34H221ZM21 34H22V33H21ZM21 34H20V35H21ZM56 34H57V33H56ZM82 34H83V33H82ZM106 34H107V33H106ZM106 34H105V35H106ZM111 34H112V32H111ZM127 34H128V33H127ZM187 34H188V33H187ZM3 35L5 36V33L2 34V37H3ZM20 35H19V36H20ZM29 35H31V34H29ZM29 35H27L28 38L26 37V38H27V41H29V40L31 41V39H29ZM32 35H33V33H32ZM52 35H53V34H52ZM59 35H61V34H59ZM78 35H79V34H78ZM78 35H77V36H78ZM80 35H81V34H80ZM189 35H190V34H189ZM0 36H1V35H0ZM24 36H26V33H25ZM24 36H23V37H24ZM132 36H133V35H132ZM221 36H222V35H221ZM23 37H21V38L23 39ZM35 37H36V36H35ZM57 37H58V36H57ZM134 37H136V36H134ZM152 37H153V35H152ZM154 37H155V36H154ZM181 37H182V36H181ZM185 37H187V36H185ZM218 37H220V36L218 35ZM3 38H4V37H3ZM5 38H6V37H5ZM5 38H4V39H5ZM18 38H20V37H18ZM72 38H73V37H72ZM128 38H130V37H128ZM213 38H214V37H213ZM14 39H15V38H13L12 40H14ZM16 39H17V38H16ZM28 39H29V40H28ZM38 39H40V38L38 37ZM153 39H154V38H153ZM179 39H180V37H179ZM182 39H183V38H182ZM197 39H198V41H200V40H199V37H198ZM1 40H2V39H1ZM18 40H19V39H18ZM18 40H16L15 43L19 44L20 42L23 41V40H22V41L19 42ZM25 40H26V39H25ZM40 40H42V39H40ZM40 40H39V41H36V43H37V42H38V44H39V42L41 43ZM55 40H56V39H54V41H55ZM57 40H58V39H57ZM57 40H56V41H57ZM113 40H115V39H113ZM151 40H152V39L148 38V39H146L145 41L141 42V44L139 45L138 50H139V51H140V50L142 51V50L144 49L143 51H145V50H146L145 48H147L148 46H150V42H151ZM158 40H160V37H159ZM180 40H181V39H180ZM186 40H187V39H186ZM188 40H189V38H188ZM206 40H207V39H206ZM206 40H205V41H206ZM51 41H53V40H51ZM51 41H50V42H51ZM59 41H60V39H59ZM119 41H120V39H119ZM152 41H153V40H152ZM190 41H191V40H190ZM193 41H194V40H193ZM203 41H204V40H203ZM203 41H202V42H203ZM205 41H204V42H205ZM209 41H210V40H209ZM6 42H7V41H6ZM11 42L13 43V41H11ZM11 42H10V44H11ZM23 42L25 43V45H28V44H27L28 42H25V41H23ZM23 42H22V43H23ZM44 42H45V41H44ZM121 42H122V41H121ZM155 42H156V41H155ZM157 42H158V41H157ZM178 42H179V41H178ZM182 42H184V41H182ZM202 42L200 41L199 45H201V49H203V48L205 49V45H203ZM22 43H20L19 45H20V46H21V45H24V44H22ZM31 43H32V41H31ZM53 43H54V42H53ZM118 43H119V42H118ZM152 43H153V42H152ZM159 43H160V42H159ZM159 43H158V45L156 46L157 49H160V48H159V47H160V46H159ZM173 43H174V41H173ZM184 43H185V42H184ZM188 43L190 44V42H188ZM205 43H206V42H205ZM210 43H211V42H210ZM210 43H208V44L210 45ZM33 44H34V39H33L32 46H33ZM49 44H50V43H49ZM49 44H48V46H49ZM54 44H56V43H54ZM126 44H127V43H126ZM130 44H131V43H130ZM135 44H136V43H135ZM155 44H156V43H155ZM166 44H167V43H166ZM169 44H170V43H169ZM186 44H187V42H186ZM186 44H184V45H186ZM213 44H215V42H214ZM14 45H16V44H14ZM19 45H18V46L16 45V47H19V48H20ZM25 45H24L23 47H25ZM29 45H30V44H29ZM51 45H52V42H51ZM56 45H57V44H56ZM59 45L61 46V44H58V46H56V47H60ZM63 45H64V44H63ZM131 45H132V44H131ZM163 45H164V44H163ZM181 45H182V44H181ZM206 45H207V44H206ZM217 45H219V44H217ZM220 45H221V44H220ZM52 46H53V45H52ZM52 46H50V47H52ZM54 46H55V45H54ZM132 46H133V45H132ZM151 46H152V45H151ZM151 46H150V47H151ZM187 46H188V45H187ZM214 46H215V45H214ZM221 46H222V45H221ZM1 47H3V46H1ZM1 47H0V48H1ZM27 47H29V46H27ZM38 47H39V46L36 45V47H35V45H34V47H31V49H33V48H38ZM101 47H102V46H101ZM118 47H119V46H118ZM122 47L124 48V46H122ZM129 47H130V46H129ZM150 47H149V48H150ZM153 47H154V46H153ZM153 47H151V48H153ZM162 47H163V46H162ZM174 47H175V45H174ZM196 47H197V46H196ZM198 47H199V46H198ZM4 48H5V46H4ZM62 48H63V47H62ZM62 48H61V49H62ZM77 48H79V49H76V50H79V51H80L81 48H80V47H77ZM120 48H121V47H120ZM123 48H122V49H123ZM131 48H132V47H130V49H131ZM151 48H150V49H151ZM176 48H177V47H176ZM176 48H175V49H176ZM178 48H179V47H178ZM209 48H210V46H209ZM212 48H213V47H212ZM215 48H216V47H215ZM229 48H230V47H229ZM10 49L14 50L15 47H13V46H11V47L8 46V47H6V49H4V50H5V51H4V54H7V51H10ZM61 49H60V50H61ZM103 49H104V48H103ZM103 49H102V51H103ZM135 49H136V48H135ZM157 49H156V50H157ZM163 49H164V48H163ZM195 49H197V48H195ZM204 49H203V51H200V54H199V52H198V53H197V52H189V50H188L187 52H185L184 55L182 56L183 60L185 61V64H186V63L189 64L191 61H193V59L197 58V56H198L197 59H199V60H204V59H203V58H204V56H203V52L206 51V49H205V50H204ZM0 50H1V49H0ZM15 50H18V48L15 49ZM81 50H83V48H82ZM153 50H154V49H153ZM160 50H161V49H160ZM160 50H158V51H160ZM166 50H167V49H166ZM170 50H171V49H170ZM191 50H192V49H191ZM224 50H225V49H224ZM22 51H23V49H22L19 53H17L16 51H15V52L13 51V52H14V54H15V53L20 54ZM62 51H63V49H62ZM127 51H128V50H127ZM13 52H11V53L8 52V53H9L10 55H12ZM75 52H76V51H75ZM82 52H85V51L83 50ZM133 52H135V51H133ZM161 52H162V50H161ZM180 52H181V51H180ZM2 53H3V52H2ZM77 53H78V52H77ZM126 53H127V52H126ZM151 53H152V52H151ZM166 53H167V52H166ZM170 53H171V52H170ZM14 54H13V55H14ZM80 54H81V57H82V53L79 52V55H80ZM83 54H84V53H83ZM87 54H88V53H87ZM87 54H85V55H87ZM90 54H91V53H90ZM90 54H88V55L90 56ZM135 54H136V53H135ZM147 54H148V53H147ZM155 54H156V53H155ZM163 54H164V53H163ZM163 54H162V55H163ZM198 54H199V55H198ZM210 54H211V52H210ZM7 55H8V54H7ZM22 55H23V54H22ZM92 55H93V54H92ZM125 55H127V54H125ZM125 55H124V57H125ZM156 55H157V54H156ZM158 55H159V54H158ZM180 55H181V54H180ZM206 55H207V54H206ZM226 55H227V54H226ZM3 56H4V55H3ZM83 56H84V55H83ZM120 56H121V55H120ZM128 56H129V55H127V57H125V58L128 59ZM140 56L142 57V55H140ZM164 56H165V55H164ZM208 56H209V54H208ZM210 56H212V55H210ZM11 57H12V56H11ZM13 57H14V56H13ZM85 57H86V56H85ZM122 57H123V56H122ZM124 57H123V58H124ZM129 57H130V56H129ZM137 57H138V56H137ZM152 57H153V56H152ZM159 57H162V56H159ZM170 57H171V56H170ZM172 57H173V56H172ZM176 57H177V56H176ZM22 58H24V57L22 56ZM82 58H84V57H82ZM123 58H122V59H123ZM130 58H131V57H130ZM163 58H164V57H163ZM228 58H229V57H228ZM76 59L78 60V58H76ZM111 59H112V58H111ZM111 59H110V60H111ZM116 59H117V58H116ZM127 59H126V60H127ZM142 59H143V58H142ZM173 59H175V57H174ZM103 60H105V59H103ZM129 60H130V59H129ZM133 60L135 61V59H133ZM137 60H139V59H137ZM149 60H150V59H149ZM167 60H168V59H167ZM209 60H210V59H209ZM78 61H79V60H78ZM81 61H82V59H81ZM81 61H80V62H81ZM98 61L100 62V61H102V59H101V60L98 59V60H97V63H98ZM108 61H109V60H107L106 62H108ZM112 61H113V63H114V60H112ZM112 61H111V63H112ZM123 61H124V60H123ZM127 61H128V60H127ZM134 61H133V62H134ZM168 61H169V60H168ZM179 61H181V60H179ZM91 62H94V61H91ZM91 62H90L89 64H91ZM103 62H105V61H103ZM103 62H102V63H103ZM109 62H110V61H109ZM119 62H120V61H119ZM133 62H132V63H133ZM193 62H194V61H193ZM197 62H198V61H197ZM84 63H85V62H84ZM102 63H101V64H102ZM111 63H110V65H111ZM116 63H117V62H116ZM129 63H130V62H129ZM148 63H149V62H148ZM151 63H152V62H151ZM157 63H158V61H157ZM164 63L166 64V59H165ZM180 63H181V62H180ZM199 63H201V62H199ZM199 63H198V64H199ZM85 64H87V63H85ZM93 64H94V63H93ZM95 64H96V60H95ZM95 64H94V65H91V66L94 67ZM99 64H100V63H99ZM105 64H106V63H104V65H103V64H102V65L105 66ZM198 64H197V65H198ZM258 64H259V63H258ZM77 65H80V64H78V62H77ZM81 65H82V64H81ZM106 65H107V64H106ZM112 65L114 66V64H112ZM112 65H111V66H112ZM157 65H158V64H157ZM166 65H167V64H166ZM175 65H176V64H174L173 66H175ZM183 65H184V64H183ZM195 65H196V64H195ZM260 65H263V64H260ZM85 66H86V65H85ZM91 66H90V67H91ZM107 66H108V65H107ZM111 66H110V67H111ZM129 66H130V65H129ZM132 66H133V65H132ZM136 66H137V64H136ZM149 66H150V64H149ZM158 66H159V65H158ZM162 66H163V65H162ZM169 66H170V65H169ZM189 66H190V65H189ZM77 67H78V66H77ZM77 67H76V68H77ZM82 67H83V66H82ZM87 67H89V66H86L85 69H86ZM95 67H96V66H95ZM99 67H100V66H99ZM99 67L96 68L95 71H96L97 69H100ZM105 67H106V66H105ZM114 67L116 68V66H114ZM134 67H135V66H134ZM138 67H140V66H138ZM150 67H151V66H150ZM152 67H153V65H152ZM170 67H171V66H170ZM186 67H187V65H186ZM195 67H196V66H195ZM195 67L191 68L189 71L192 72V71H193L192 69H194ZM83 68H84V67H83ZM131 68H132V67H131ZM142 68H143V67H142ZM144 68H145V67H144ZM155 68H157V67L155 66ZM175 68H176V67H175ZM175 68H174V69H175ZM187 68H188V67H187ZM187 68H186V69H187ZM199 68H200V67H199ZM81 69H82V68H81ZM90 69H91V68H90ZM101 69H102V66H101ZM101 69H100V70H101ZM149 69H150V68H149ZM153 69H154V68H153ZM158 69H159V68H158ZM168 69H170V68H168ZM178 69H179V68H178ZM182 69H183V68H182ZM186 69H185V70H186ZM228 69H229V68H228ZM243 69H244V68H243ZM243 69H241L240 71H242ZM249 69H250V68H249ZM79 70H80V69H79ZM79 70H78V71H79ZM91 70H92V69H91ZM114 70H115V69H114ZM145 70H146V68H145ZM247 70H248V69H247ZM86 71L88 72V69H87ZM95 71L93 70L92 73H93V72L95 73ZM111 71H113V68H112ZM164 71H165V70H164ZM176 71H177V70H176ZM178 71H180V70H178ZM187 71H188V70H187ZM187 71H186V72H187ZM189 71H188V72H189ZM199 71H200V70H199ZM223 71H224V70H223ZM229 71H231V69H230ZM234 71H235V70H234ZM83 72H84V71H82V74H83ZM90 72H91V71H90ZM107 72H108V71L106 70V73H107ZM148 72H149V71H148ZM169 72H170V70H169ZM181 72H182V71H180V73H181ZM184 72H185V71H184ZM197 72H198V71H197ZM201 72H202V71H201ZM225 72H226V71H225ZM238 72H239V71H238ZM251 72H252V71H251ZM92 73H91V75L94 76L97 72H96L94 75H93ZM103 73H104V72H103ZM142 73H146V72L143 71ZM175 73H176V72H175ZM182 73H183V72H182ZM240 73H242V72H240ZM240 73H239V74H240ZM80 74H81V71H80ZM80 74H79V75H80ZM82 74H81V76H82ZM85 74H86V73H85ZM99 74H100V73H99ZM99 74H98V75H99ZM101 74H102V73H101ZM111 74H112V73H111ZM111 74H110V75H111ZM123 74H126V73L124 72ZM228 74H229V73H228ZM233 74H234V73H233ZM106 75H107V74H106ZM140 75H142V74L136 75V76L138 77L137 80H139V78H140L139 76H140ZM143 75L145 76V74H143ZM146 75H148V73H147ZM171 75H172V74H171ZM198 75H199V74H197V76H198ZM201 75H202V73H201ZM83 76H85L84 79H86V75H83ZM96 76H97V75H96ZM101 76H102V75H101ZM122 76H124V75H122ZM127 76H128V75L126 74V77H127ZM175 76H177V75H175ZM180 76H181V75H180ZM180 76H179L178 79H180ZM204 76H205V78L207 77L206 74H204ZM208 76H209V75H208ZM216 76H217V74H216ZM226 76H227V75H226ZM236 76H237V75H236ZM114 77H115V76H114ZM114 77H113V78H114ZM116 77H117V76H116ZM126 77H125V78H126ZM128 77H130V75H129ZM133 77H134V76H133ZM133 77H132L131 79L134 80L135 77H134V78H133ZM145 77H146V76H145ZM167 77H168V76H167ZM200 77H202V79H203V75L200 76ZM200 77H199V79H200ZM97 78H99V76H98ZM97 78H95V80H96ZM110 78H111V76H110L108 79H110ZM151 78H152V77H151ZM170 78H171V77H170ZM173 78H174V74H173ZM173 78H172V80H173ZM197 78H198V77H197ZM223 78H224V77H223ZM227 78H228V76H227ZM233 78H235V77L233 76ZM90 79H93V80H94V78H92L91 76H90ZM90 79H89V80H90ZM108 79H107V80H108ZM118 79H119V78H118ZM123 79H124V78H123ZM141 79H143V77H142ZM149 79H150V78H149ZM164 79H165V78H164ZM178 79L176 80V78H175L176 81H174V82H175V83H176V82L178 83ZM195 79H196V78H195ZM229 79H231V78H229ZM105 80H106V79H105ZM119 80H121V79H119ZM133 80H132V81H133ZM146 80H147V79H146ZM151 80H152V79H151ZM159 80H160V84H161L162 79H159ZM168 80H170L169 82L172 81V80L169 79V78H168ZM168 80H167V81H168ZM181 80H182V79H181ZM207 80H208V79H207ZM214 80H215V79H214ZM214 80H213V82H215ZM221 80H222V79H221ZM115 81H117V79H116ZM115 81H114L113 83H116ZM125 81H126V80H125ZM132 81H131V82H132ZM141 81H142V80H141ZM149 81H150V80H149ZM167 81H166V82H167ZM187 81H188V80H187ZM199 81H200V80H199ZM203 81H204V79H203ZM208 81H209V80H208ZM211 81H212V79H211ZM211 81H210V83H211ZM224 81H225V80H224ZM226 81H227V80H226ZM104 82H105V81H103V83H104ZM106 82H108V81H106ZM144 82H146V81L143 80V83H144ZM162 82H163V81H162ZM169 82H167V83H169ZM172 82H173V81H172ZM172 82H171V83H172ZM205 82H206V79H205ZM213 82H212V84H213ZM118 83H119V81H118ZM121 83H123V82H121ZM135 83H136V81H135ZM141 83H142V82H141ZM157 83H159V81L156 82V84H157ZM164 83H165V82H164ZM175 83H174V84H175ZM191 83H192V82H191ZM206 83H209V82H206ZM206 83H204V85H205ZM223 83H224V82H223ZM123 84H124V83H123ZM125 84H128V82L125 83ZM133 84H134V81H133ZM138 84H140V82H139ZM144 84H145V83H144ZM144 84H143V85L141 84V85L144 87ZM150 84H151V83H150ZM152 84H153V83H152ZM174 84L172 83V85H174ZM200 84H201V83H200ZM12 85H13V84H12ZM95 85H97V83H95ZM95 85H94V86H95ZM104 85H105V84H104ZM109 85H110V84H109ZM109 85H108V86H109ZM111 85H112V83H111ZM111 85H110V87H111ZM114 85H116V84H114ZM136 85H137V84H136ZM147 85H148V82H147ZM202 85H203V82H202ZM204 85H203V86H204ZM207 85H208V84H207ZM30 86H31V85H30ZM98 86H99V85H98ZM98 86H97V87H98ZM100 86H101V85H100ZM100 86L98 87L99 90H100V88H102V87H100ZM108 86H107V87H108ZM151 86H152V85H151ZM160 86H161V85H160ZM164 86H165V85H164ZM198 86H201V85H199V83H198ZM13 87H14V86H13ZM92 87H93V86H92ZM97 87L95 86V90H97V89H96ZM114 87H115V86H114ZM146 87H147V86H146ZM146 87H145V88H146ZM185 87H186V86H185ZM185 87H184V88H185ZM220 87H221V86H220ZM10 88H11V86L9 87V90H10ZM29 88L31 89L32 86L29 87ZM90 88H91V87H90ZM104 88H105V87H104ZM141 88H142V87H141ZM158 88H159V87H157V88L155 87V89H158ZM204 88H205V87H204ZM204 88H203V90H205ZM225 88H226V87H225ZM30 89H29V90H30ZM92 89H93V88H92ZM107 89L110 90L111 88H107ZM112 89H113V88H112ZM142 89H143V88H142ZM148 89H149V88H148ZM152 89H153V88H152ZM159 89H160V88H159ZM185 89H186V88H185ZM191 89H192V88H191ZM0 90H1V89H0ZM2 90H3V89H2ZM2 90H1V91H2ZM13 90H14V89H13ZM105 90H106V89H102V91H105ZM143 90H144V89H143ZM199 90H200V89H198V91H199ZM206 90H207V89H206ZM214 90H215V89H214ZM1 91H0V92H1ZM3 91H5V90H3ZM11 91H12V88H11V90H10V93H12ZM26 91H27V90H26ZM92 91L94 92V90H92ZM106 91H107L108 93H107ZM106 91H105V92H106L105 94H109V91H108V90H106ZM185 91H187V89H186ZM190 91H191V90H190ZM192 91H193V89H192ZM198 91H197V92H198ZM229 91H230V90H229ZM6 92H8V91L6 90ZM6 92H5V95H7ZM110 92H112V91H110ZM147 92H148V90H147ZM147 92H146V93H147ZM161 92H162V94H163V91H161V90H160V93L158 92V94H161ZM176 92H177V90H176ZM178 92H180V91H178ZM178 92H177V93H178ZM181 92H182V91H181ZM187 92H188V91H187ZM187 92H184V95H187ZM200 92H201V91H200ZM204 92H205V91H204ZM204 92H203V93H204ZM207 92H208V91H207ZM207 92H206V93H207ZM230 92H231V91H230ZM97 93H98V92H97ZM113 93H114V92H112V94H113ZM131 93H132V92H131ZM131 93H130V94H131ZM149 93H150V92H149ZM154 93H155V92H154ZM154 93H153V94H154ZM185 93H186V94H185ZM210 93H212V91H211ZM217 93H218V92H217ZM227 93H228V92H227ZM231 93H232V92H231ZM0 94H2V93H0ZM17 94H18V92H17ZM22 94H23V92H22ZM24 94H25V93H24ZM112 94H111V95H112ZM132 94H135V93H132ZM136 94H137V93H136ZM138 94H139V93H138ZM142 94H143V93H142ZM142 94H141V95H142ZM147 94H148V93H147ZM151 94H152V93H151ZM153 94H152V95H153ZM5 95H1V96L3 97V96H5ZM139 95H140V94H139ZM143 95H144V94H143ZM174 95H176V94H174ZM179 95H181V94H179ZM189 95H190V94H189ZM189 95H188V96H189ZM205 95H206V94H205ZM233 95H234V94H233ZM256 95H257V94H256ZM20 96H21V94H20ZM98 96H99V95H98ZM112 96H113V95H112ZM145 96H148V95L145 94ZM145 96H144V100H145ZM150 96H151V95H150ZM157 96H158V95L155 96L156 98H154V97H153V98H154V99H157V98H158ZM160 96H162V95H159V97H160ZM163 96H164V95H163ZM181 96H182V95H181ZM194 96H196V94H195ZM206 96H207V95H206ZM220 96H221V95H220ZM254 96H255V95H254ZM109 97L111 98V96H109ZM113 97H114V96H113ZM132 97H133V96H132ZM136 97H137V95H136ZM140 97H141V96H140ZM173 97L175 98V96H173ZM257 97H258V96H257ZM259 97H260V95H259ZM259 97H258L257 99H259ZM63 98H64V95H63ZM133 98H134V97H133ZM149 98H151V97H149ZM149 98H148V99H149ZM153 98H152V102H153V100H154ZM185 98L188 99L189 97L186 96ZM214 98H215V97H214ZM222 98H223V97H222ZM261 98H263V97H261ZM261 98H260V99H261ZM2 99H6V97H5V98L3 97ZM2 99H1V100H2ZM17 99H18V97H17ZM53 99H54V98H53ZM105 99H106V98H105ZM105 99H104V100H105ZM137 99H138V98H137ZM158 99H159V98H158ZM170 99L172 100L171 97H170ZM170 99H169L168 101H171ZM235 99H236L235 96H234V97H231V98H226V99L223 98V99H220L221 102H222V100H227V101L224 102L225 104L223 103V104L225 105L226 108H225V107H224V108L222 107L221 109L227 110L228 105H229L230 107L233 108V111H232L231 113H230V111H227V112H229V113H227V112L225 111V112L227 113L226 115H225V113H222V114H224V115H221V116L225 117V119H226L227 117L231 116L230 118H228V119H226V120H223V121H222V120H220V117H219V118H217V117H213L212 121H211V119H210V121H211V123H212V125H213V127H212L211 129H216L215 131L213 130V132H214V133H213L214 138L216 137L215 134H217V133H219V132H221V131L226 130V128H228V129H229V128H230V129H231V128H233V129H237L236 127H239L240 124L237 123V122H238V119H237V118L240 117V116H238V114H239L240 112H242V111H240V108H238V107H239L238 105L235 106V102L233 101V100H235ZM257 99H255V100H257ZM6 100H7V99H6ZM8 100H9V99H8ZM14 100H15V98H14ZM23 100H24V99H23ZM23 100H22V101H23ZM109 100H110V99H109ZM185 100H186V99H185ZM208 100H209V99H208ZM212 100H213V98H212ZM214 100H215V99H214ZM217 100H218V99L216 98V101H217ZM228 100H230L231 102L228 101ZM252 100H253V99H252ZM2 101H3V100H2ZM10 101H11V100H10ZM22 101H21V103H23ZM24 101H26V99H25ZM66 101H67V100H66ZM72 101H73V100H72ZM72 101H71V102H72ZM131 101H132V100H131ZM136 101H137V100H136ZM150 101H151V100H150ZM150 101H147V99H146V102L149 103ZM187 101H189V100H187ZM187 101L185 102V104L187 103ZM191 101H192V100H191ZM191 101H190V102H191ZM249 101H250V100H249ZM260 101H261V100H260ZM260 101H259V100L257 101L258 104L260 103ZM262 101H263V100H262ZM4 102H6V101H4ZM7 102H8V101H7ZM12 102H13V101H12ZM12 102H11V103H12ZM68 102H69V101H68ZM111 102H112V101H111ZM204 102H205V101H204ZM211 102H212V101H211ZM218 102H220V101L218 100ZM221 102L219 103V105H221ZM229 102H230V103H229ZM253 102L255 103V101H253ZM16 103H18V102H16ZM44 103H45V102H44ZM66 103H67V102H66ZM162 103H163V106H164V105H165L164 103H166V102H163V101H162ZM191 103H192V102H191ZM213 103H214V102H213ZM227 103H229V104H227ZM13 104H15V101H14ZM19 104H20V103H19ZM45 104H46V103H45ZM59 104H60V102H59ZM69 104H70V103H69ZM73 104H75V103H73ZM166 104H167V103H166ZM168 104H169V103H168ZM187 104H189V102H188ZM192 104H194V103H192ZM216 104H217V103H216ZM236 104H237V101H236ZM258 104H257V105H258ZM260 104H262V103H260ZM62 105H63V104H62ZM65 105H67V104H65ZM65 105H64V106H65ZM169 105H170V104H169ZM169 105H168V106H169ZM196 105H197V104H196ZM196 105H195V106H196ZM250 105H251V103H250ZM253 105L257 107V105H255V104H253ZM15 106H17V104H16ZM70 106H71V105H70ZM70 106L67 105V109H70V108H71ZM74 106H76V105H73V107H74ZM77 106H79V104H78ZM160 106H162V105H160ZM165 106H166V105H165ZM165 106H164V107H165ZM222 106H223V105H222ZM243 106H244V105H243ZM3 107H4V106H3ZM50 107H51V106H50ZM69 107H70V108H69ZM79 107H80V106H79ZM169 107H170L169 109L171 110L172 106L170 105ZM185 107H186V106H185ZM219 107H221V106H219ZM244 107H245V106H244ZM261 107L264 108V104H262L260 107L258 106V109H259V108L261 109ZM5 108H8V107H5ZM13 108H14V107H13ZM37 108H38V107H37ZM41 108H42V106H41ZM93 108H94V107H93ZM95 108H96V107H95ZM165 108H166V107H165ZM167 108H168V107H167ZM245 108H248V107H245ZM0 109H1V108H0ZM2 109H3V108H2ZM49 109H50L49 111H51V110H53L54 108H52V109L49 108ZM78 109H79V108H78ZM80 109H81V108H80ZM159 109H161V107H160ZM172 109H173V108H172ZM186 109H188V108H186ZM221 109H220V110H221ZM229 109H230V108H229ZM254 109H255V108H252V110H254ZM260 109L257 110L258 112L256 111L257 114H256V116L254 117V118H255L254 121L256 120L257 122H256L255 125L252 126V127H251V126H250V127L248 126V127H249L248 129H249V130H248V134H247V135H250V136H251V135H257V133H259V132H264V109H261V110H260ZM38 110H39V109H38ZM85 110H86V109H84V111H85ZM95 110H96V109H95ZM162 110H163V109H162ZM164 110H166V109H164ZM164 110H163V111H164ZM167 110H168V109H167ZM170 110H168V111H170ZM173 110H174V109H173ZM175 110H176V109H175ZM178 110H179V109H178ZM178 110H177V111H178ZM248 110H250V108H249ZM42 111H44V110H42ZM45 111L47 112V110H45ZM72 111H73V110H71V112H72ZM110 111H112V110H110ZM168 111H167V112H168ZM177 111H173V112L171 111V112H172L171 114L173 115L174 112H177ZM183 111H186V110L183 109ZM187 111H188V110H187ZM187 111H186V112H187ZM39 112H40V111H39ZM55 112L57 113V111H55ZM55 112H54V114H55ZM73 112H74V115H76V117H77V114L75 113V110H74ZM86 112H87V111H85V115H86ZM93 112H94V111H93ZM96 112H97V111H96ZM180 112H181V111H180ZM222 112H223V111H222ZM251 112H254V114H253V116H254V115H255V111H251ZM251 112H250V113H251ZM41 113H42V112H41ZM43 113H44V112H43ZM59 113H60V112H59ZM65 113H66V112H65ZM160 113H161V112H160ZM168 113H169L168 116H164V118H165V117H170V116L172 117V115H170V112H168ZM181 113H184V112H181ZM181 113H180V116L183 115V114H181ZM245 113H247V112H245ZM44 114H45V113H44ZM61 114H62V113H60V115H58V120H59V116L61 117ZM63 114H64V113H63ZM94 114H95V112H94ZM163 114H164V113H163ZM165 114H166V112H165ZM247 114H248V113H247ZM49 115H51V112H49ZM169 115H170V116H169ZM239 115H242V114H239ZM30 116H32V115H30ZM30 116H28V118H31ZM69 116H70V115H67L66 117L69 118ZM92 116H93V115H92ZM161 116H162V115H161ZM178 116H179V115H178ZM242 116H243V115H242ZM246 116H247V115H246ZM251 116H252V115H251ZM73 117H74V116H73ZM87 117H88V116H87ZM108 117H109V116H107V118H108ZM171 117H170V118H171ZM52 118H53V117H52ZM62 118H65V117H61V119H62ZM80 118H81V117H80ZM91 118H92V117H91ZM91 118H90V119H91ZM170 118H169V119H170ZM174 118H175V117H173L172 120H173ZM176 118H177V116H176ZM234 118H235V119H234ZM69 119H70V118H69ZM88 119H89V118H88ZM103 119H104V118H103ZM103 119H102V120H103ZM110 119H114V117H113V118H110ZM248 119H249V118H248ZM23 120H24V119H23ZM49 120H51V119H49ZM49 120H48V121H49ZM56 120H57V119H56ZM56 120H55V122H56ZM83 120H84V118H83ZM91 120H94V119H91ZM91 120H90V121H91ZM106 120H107V119H106ZM106 120H105V121H106ZM108 120H109V119H108ZM115 120H116V119H114L113 121H115ZM174 120H175V119H174ZM208 120H209V119H208ZM250 120H251V119H250ZM51 121L54 122V119H52ZM59 121H60V120H59ZM70 121H71V120H70ZM70 121L68 120L69 123H70ZM79 121H80V120H79ZM79 121H78V122H79ZM88 121H89V120H88ZM103 121H104V120H103ZM110 121L112 122V120H110ZM178 121H179V119H178ZM203 121H204V119L202 120V122H203ZM214 121H215V122H214ZM242 121H243V120H242ZM43 122H44V121H43ZM55 122H54V123H55ZM73 122H76V119H75V121H73ZM81 122H82V121H81ZM101 122H102V121H101ZM124 122H126V121H124ZM161 122H162V121H161ZM165 122L167 123V125L165 126V128L168 127L167 130H168L169 128L171 129V128H172L171 125H173V124H171L170 121L168 122V119H167V120L165 119ZM175 122H176V121H174V126H175V124H176ZM202 122H201V123H202ZM207 122H208V121H207ZM11 123H12V121H11ZM23 123H24V121H23ZM26 123H28V122L25 120V124H26ZM34 123H35V122H34ZM54 123H53V124H54ZM58 123H59V122H58ZM102 123H104V122H102ZM106 123H107V125H108L109 122H106ZM156 123H157V122H156ZM203 123H204V122H203ZM211 123L208 122V125H209V124L211 125ZM13 124H14V123H13ZM32 124H33V123H32ZM60 124H62V123H60ZM71 124H72V123H71ZM85 124H86V123H85ZM110 124H111V123H110ZM117 124L119 125V123H117ZM117 124H116V127H115V128L118 129V128H120V127H117ZM125 124H126V123H125ZM125 124H124V125H125ZM147 124H148V123H147ZM170 124H171V125H170ZM10 125H11V124H10ZM62 125H63V124H62ZM62 125H61V126H62ZM64 125H65V123H64ZM64 125H63L62 127H64ZM75 125L78 126V124H75ZM81 125H82V123H81ZM87 125H88V123H87ZM100 125H101V124H100ZM100 125H99V126H100ZM103 125H104V124H103ZM103 125H102V126H103ZM105 125H106V124H105ZM107 125L104 126V127H109V126H107ZM114 125H115V123H114ZM114 125H112V126L114 127ZM142 125H143V124H142ZM149 125H150V124H149ZM157 125H158V124H157ZM176 125H178V124H176ZM212 125H211V126H212ZM33 126H34V124H33ZM35 126H36V125H35ZM61 126H60V129H61ZM68 126H69V125H68ZM119 126H120V125H119ZM143 126H144V125H143ZM146 126H147V125H146ZM151 126H152V125H151ZM214 126H216V127H214ZM241 126H242V125H241ZM243 126H245V125H243ZM243 126H242V127H243ZM10 127H11V126H10ZM14 127H15V129H17V131H18V128H16V125H15ZM18 127H19V125H18ZM26 127H27V125H26ZM31 127H32V126H31ZM58 127H59V126H58ZM71 127H72V126H71ZM74 127H75V126H74ZM90 127H91V126H90ZM159 127H160V126H159ZM159 127H158V128H159ZM175 127H176V126H175ZM206 127H207V126H206ZM242 127H239V129L242 128ZM0 128H4V127L1 126ZM22 128H23V127L21 126L20 129H22ZM66 128H67V126H66ZM92 128L94 129L93 125H92ZM110 128H111V126H110ZM110 128H107V129L109 130ZM138 128H139V127H138ZM145 128H146V127H145ZM148 128H149V127H148ZM4 129H5V128H4ZM10 129L13 131L12 128H10ZM20 129H19V131H20ZM27 129H29V128H27ZM27 129H25V131H27ZM31 129H32V128H30V130H31ZM71 129H72V128H71ZM117 129H116V132H117ZM170 129H169V131H167V132H163L162 135H161V139H162V141L165 143L166 150H167V153H168V154H165V155H167V156H169V157H165L164 155H160V154H158V153H157L158 155L155 157V158H156L155 160H160V161H161V166H160L161 169L159 168V172H158V170L156 169L155 166H154V169H156V170L152 171V167H153L152 164H154V162H157V161H154V162L152 161L153 163H152L151 165H149L151 162L149 163V161H147L149 164H146L147 162H146V160H145V161H141L140 163L142 164V162H145L146 165L152 166V167H150L151 169L149 168L150 170H144L140 175L136 174V175L139 176V178H140L139 181H138V179H137V181L139 182L138 184L141 185L140 188H143V189H144V190H142V191H143V192L146 191V193H147V194L149 193L150 196H151V195L153 196V195L155 194V195L152 197V198H154V199H152V200L150 201V204H151V205L153 204V206L156 205L159 209H160V207H161V208H164L163 210L161 209V211L164 212L163 214H162L161 212L158 211L159 209L156 211V212L161 213L158 217L156 216V218L153 217L154 215H153L152 217H150L149 214H147L148 217H147V219L145 218V220H144V223H145V224H147L149 221H151L150 224H152V225H154V226H160V228H163V227H164V229L167 228V229H169V230L172 231V232H169V233H171L169 237H171V239L174 238V239H177V240H178L180 234H187V235H188L189 233H192L193 231H194V233H197V232H199V231H196V230H200V229H201L200 232L202 231L201 233L205 232V230H206V225H205V224H203L205 229H202L203 226H202V228H200V229H199V227H198V228H197V227L195 228L194 226H191L192 224L189 226V224H188L187 222H186V223H187L188 225L185 224V225L182 226V222H181V221L185 222V220H186V219H185V220H181V218H182L183 216L192 217V215H190V213L193 211L192 207H191V209H190V208L187 206L189 209H188V210H185L186 207L183 206V204H185V203H183L182 205H180V206H183V207L185 208V209H184V208L182 207V208H183V209H182L183 211H180V212L182 213V215H181V213H180L179 211H176V209L174 208L175 205H178L177 202H178V200H179V202H180V199L172 197L173 195H169L168 197L165 196L166 198H161V196L165 193V191H163V190H166V189L169 190V189H173V188H174L173 186H174V183H175V182H174V181H175V180H174V179H175V178H174L175 176L172 177V174H171L172 171H171V170H173V169L176 168L174 162H177V161H178V162H182L184 165H187L188 172H189L190 174H193V176H194V178H195L196 190H197L198 193L202 194V192H205V194H207L208 196H210V198L215 199L216 203H218V204H220V205L225 204V205H227L226 207H228V206H230V205H233V203H236V202L239 203V202H241V200H244L245 197L247 198L248 191H249V192H250V191L253 192V190L255 191V190H257V189H259V191H260V188H262V190L264 189V160H261V159L257 158V159L254 161V160H252V159H248L249 157H247L246 155H245V156H246L245 158H243V157L239 158V157H237V156L234 157L233 155H235V154H234V153H231L232 155H231V154H230V155H231V157H232V160H229V161L227 160L228 162L225 161L226 163H228V167H230L228 170H226L227 168L225 169L226 171H225V170H220V168H217V169H214V170H217V171H218V169H219V170H220L219 172H216V173H215V172L213 171L214 173H209V171H208L209 169H208V170L203 169V165L205 164L204 162H205L206 160H208V159H207V158L205 159V158H203V157L195 158L194 155H193V151H194V149H195L196 146H192L191 144H188V146H190V145H191V146H190V147H188V146H187V147H184V146H185V145H183V142H184V141L178 142V141L173 140V137H172V135H171L172 130H173V133L176 131L177 134H179V133H178L179 131L174 130V128L171 129V130H170ZM177 129H178V128H177ZM228 129H227V130H228ZM11 130H10V131H11ZM33 130H34V128H33ZM35 130L38 131L37 126H36V129H35ZM63 130H64V129H62L61 131L63 132ZM72 130H75V129H72ZM97 130H98V129H97ZM97 130H96V132H97ZM112 130H113V128H112ZM114 130H115V129H114ZM114 130H113V133H114ZM121 130H123V128H122ZM124 130H125V128H124ZM124 130H123V132H124ZM146 130H147V129H146ZM178 130H179V129H178ZM207 130H208V128H207ZM245 130H246V129H245ZM5 131H8V132H9V130H6V129H5ZM17 131L15 130L14 132L17 133ZM68 131H70V128H69ZM75 131H76V130H75ZM75 131H74V132H75ZM79 131H80V130H79ZM89 131H90V130H89ZM127 131H128V130H126V132H127ZM135 131H136V130H135ZM139 131H140V130H139ZM139 131H138V132H139ZM209 131H211L210 128H209ZM235 131H236V130H234V132H235ZM242 131H244V130H242ZM1 132H2V131H1ZM1 132H0V133H1ZM27 132H28V131H27ZM29 132H30V131H29ZM32 132H33V131H32ZM50 132H51V131H50ZM80 132H82V130H81ZM91 132H92V130H91ZM108 132H109V131H108ZM120 132H122V131H120ZM120 132H119V133H120ZM123 132H122V133H123ZM136 132H137V131H136ZM142 132H145V131L143 130ZM142 132H141V133H142ZM176 132H175V133H176ZM204 132H205V131H203V133H201V134H204ZM211 132H212V131H211ZM215 132H217V133H215ZM226 132H227V131H226ZM226 132H225V133H226ZM231 132H233V130H232ZM234 132H233V133H234ZM240 132H241V131H240ZM245 132H246V131H245ZM4 133H5V132H4ZM12 133H13V132H11V134H8V135L10 136V135H12ZM16 133H15V135H16ZM34 133H35V131H34ZM64 133H65V131H64ZM68 133H69V132H68ZM82 133H83V132H82ZM82 133H81V134H82ZM100 133H101V132H100ZM100 133H99V135H100ZM102 133H103V132H102ZM105 133H106V132H105ZM105 133H104V136H105ZM124 133H125V132H124ZM128 133H130V132L128 131ZM131 133H132V132H131ZM131 133H130V134H131ZM141 133H140V134H141ZM209 133H210V132H208V135H209ZM225 133L223 132V133H221V134H225ZM227 133H230V132H227ZM227 133H226V134H227ZM235 133H236V132H235ZM238 133H239V132H238ZM1 134H2V133H1ZM5 134H6V133H5ZM5 134H3V136H5ZM27 134H28V133H27ZM27 134H26V135H27ZM32 134H33V133H32ZM40 134H41V133H40ZM56 134H57V133H56ZM66 134H67V133H66ZM72 134H74V133H72ZM72 134H71V135H72ZM75 134H76V133H75ZM85 134H86V133H85ZM96 134H98V133H96ZM120 134H121V133H120ZM126 134H127V133H126ZM132 134H133V133H132ZM135 134H136V133H135ZM135 134H133V135H134V140H135V139L138 140V136L136 137ZM142 134H143V133H142ZM221 134H219V135H221ZM226 134H225V135H226ZM236 134H237V133H236ZM8 135H7V136H8ZM20 135H21V134H20ZM46 135H47V134H46ZM87 135H88V133H87ZM110 135H112V134H110ZM123 135H124V134H123ZM128 135H129V134H128ZM157 135H158V134H157ZM192 135H193V134H192ZM205 135H206V133H205ZM205 135H204V136H205ZM208 135H207V136H208ZM210 135H212V133H210ZM210 135H209L208 137H210ZM234 135H235V134H234ZM238 135H241V134H238ZM3 136H1L0 139H1ZM9 136H8V137H9ZM22 136H24V135H21V138H22ZM31 136H32V135L30 134V137H31ZM59 136H60V135H59ZM96 136H97V135H96ZM101 136L103 137V135H100V137H101ZM140 136H141V135H140ZM190 136H191V135H190ZM200 136H202V135H200ZM207 136H206V137H207ZM229 136H232V135L229 134ZM260 136H261V135H260ZM33 137H34V136H33ZM40 137H41V136H40ZM43 137H44V136H43ZM55 137H56V136H55ZM60 137H61V136H60ZM97 137H99V136H97ZM102 137H101V138H102ZM127 137H128V136H127ZM135 137H136V138H135ZM145 137H146V136H145ZM145 137H144V138H145ZM206 137H203V138H206ZM236 137H237V136H236ZM236 137L232 136V138H230L229 140L227 139V140H225V141L219 140V142H220L219 144H220L222 147H225V146H227V147H228V146H237V145H238V143H237L238 137H237V138H236ZM239 137H240V139H242V138H241L242 135L239 136ZM252 137H253V139H255L254 136H252ZM257 137H258V136H257ZM5 138H6V137H5ZM23 138H24V137H23ZM58 138H59V137H58ZM58 138H57V139H58ZM61 138H64V137H61ZM68 138H69V137H68ZM76 138H77V137H76ZM76 138L74 137V139H76ZM101 138H100V139H101ZM129 138H130V137H129ZM129 138H128V139H129ZM147 138H148V137H147ZM198 138H199V136H198ZM201 138H202V137H201ZM210 138H211V137H210ZM218 138H219V137H218ZM246 138H247V137H246ZM258 138H259V137H258ZM258 138H257V139H258ZM40 139H42V138H40ZM72 139H73V138H72ZM72 139H69V140L71 141ZM105 139H107V138H105ZM132 139H133V137H132ZM139 139L141 140V138H139ZM207 139H209V138H207ZM222 139H223V138H222ZM248 139H249V138H247V140H248ZM1 140H4V139H1ZM60 140H61V139H60ZM93 140H94V139H93ZM96 140H97V139H96ZM96 140H95V141H96ZM107 140H108V139H107ZM113 140H114V139H113ZM113 140H112V141H113ZM124 140H126V138H125ZM124 140H123V141H124ZM130 140H131V139H130ZM130 140H129V141H130ZM140 140H139V142H140ZM181 140H182V139H181ZM243 140H245V139H243ZM38 141H39V140H38ZM53 141H54V140H53ZM63 141H64V140H63ZM63 141H62V142H63ZM100 141H101V140H100ZM108 141H110V140H108ZM123 141H120V143L123 144ZM143 141H144V140H143ZM146 141H147V140H146ZM221 141H222V142H221ZM35 142H36V141H35ZM35 142H34V143H35ZM64 142H65V141H64ZM64 142H63V143H64ZM66 142H67V141H66ZM93 142H94V141H92V143H93ZM101 142H102V141H101ZM117 142H118V140H117ZM117 142L115 143L116 145H117ZM133 142H134V141H133ZM144 142H145V141H144ZM241 142H242V141L240 140V143H241ZM12 143H13V142H12ZM23 143H24V142H23ZM23 143H21V145H22ZM67 143H68V142H67ZM85 143H86V142H85ZM92 143H91V144H92ZM98 143L100 144L99 140H98ZM98 143H97V144H98ZM103 143H104V142H103ZM105 143H106V142H105ZM105 143H104V144H105ZM109 143H110V142H109ZM109 143H108V144H109ZM120 143H119V144H120ZM136 143H137V141H136ZM147 143H148V142H147ZM184 143H187V142H184ZM214 143H215V142H214ZM216 143H217V142H216ZM257 143H259V142H257ZM257 143H256V144H257ZM261 143H262V142H261ZM261 143H259V144H261ZM37 144H38V143H37ZM44 144H46V143H44ZM44 144H43V145H44ZM95 144H96V143H95ZM124 144H125V143H124ZM131 144H133V143H131ZM134 144H135V143H134ZM137 144H138V143H137ZM137 144H136V145H128V144L126 143L125 150H126V148H127V149L129 148L128 159H129L130 161L133 159V158H132V155H134V153H135V147L138 146ZM142 144H143V143H142ZM142 144H141V145H142ZM148 144H149V143H148ZM154 144H155V143H154ZM154 144H153V146H154ZM219 144H217V145H219ZM241 144H242V143H241ZM259 144H258V146H259ZM13 145H15V142H14ZM16 145H17V144H16ZM18 145H19V144H18ZM23 145H24V144H23ZM23 145H22V146H23ZM26 145H28V144H26ZM26 145H25V146H26ZM39 145H40V143H39ZM52 145H53V144H52ZM105 145H106V144H105ZM105 145H104V146H105ZM145 145H146V144H145ZM145 145H142V146L146 147ZM177 145H182V147H184V148H186V149L188 150L187 156H185L183 153L177 151V149H176V148H177ZM193 145H194V144H193ZM11 146H12V145H11ZM25 146H24V147H25ZM32 146H33V145H32ZM32 146H31V147H32ZM88 146H89V145H88ZM91 146H92V145H91ZM94 146L96 147V145H93V148H94ZM113 146H114V145H113ZM122 146H123V145H122ZM215 146H216V145H215ZM221 146H219V147H221ZM239 146H240V145H239ZM256 146H257V145H256ZM258 146H257V147H258ZM261 146L263 147V145H261ZM16 147H17V146H16ZM27 147H28V146H27ZM27 147L24 148V149L27 150ZM52 147H53V146H52ZM52 147H51V148H52ZM89 147H90V146H89ZM111 147H112V146H111ZM111 147H109V149H110ZM144 147H143V148H144ZM147 147H148V146H147ZM213 147H214V146H213ZM217 147H218V146H217ZM240 147H243V146H240ZM254 147H255V145H254ZM254 147H252V148H254ZM257 147H256V148H257ZM0 148H1V147H0ZM8 148H9V147H8ZM8 148H7V149H8ZM13 148H14V147H13ZM41 148H43V147H41ZM100 148H101V147H100ZM117 148H118V146H117ZM121 148H122V147H121ZM123 148H124V146H123ZM140 148L143 149L141 146H140ZM140 148H137V149H140ZM244 148H245V147L241 148V150L244 151ZM252 148H251V149H250V148H247V149H249V150L251 151ZM3 149H4V151H5V147H4ZM22 149H23V147H22ZM31 149H32V148H30V150H31ZM95 149H96V148H95ZM101 149H102V148H101ZM109 149H107V150H109ZM111 149H112V148H111ZM150 149H151V148H150ZM153 149H155V147H154ZM153 149H151V150H153ZM215 149H216V147H215ZM217 149H219V148H217ZM225 149H226V148H225ZM230 149H232V148H230ZM237 149H238V148H237ZM254 149H255V148H254ZM10 150L12 151L13 149L11 148V149H9V151H10ZM18 150H19V149H17V151H18ZM20 150H21V148H20ZM48 150H50V149H48ZM53 150H54V149H53ZM71 150H72V149H71ZM97 150H98V149H97ZM107 150H106V151H107ZM117 150H118V153L120 154L119 149H117ZM123 150H124V149H122V152L124 153ZM148 150H149V149L147 148V151H148ZM219 150L221 151L222 148L219 149ZM219 150H215V151H216V152H220ZM245 150H246V149H245ZM249 150H248V151H249ZM255 150H256V149H255ZM257 150H259V149H257ZM261 150H264V149L261 148V149H260V152H261ZM24 151H25V150H24ZM28 151H29V150H28ZM37 151H40L39 148L37 149ZM37 151H36V152H37ZM54 151H55V154L58 153V152L56 153V150H54ZM63 151H64V150H63ZM63 151H62V152H63ZM78 151H79V150H78ZM100 151H101V150H100ZM103 151H104V150H103ZM120 151H121V150H120ZM153 151H154V150H153ZM153 151H152V152H153ZM212 151H213V150H212ZM222 151H225V150L223 149ZM222 151H221L220 153H222ZM6 152H7V151H6ZM6 152H5V153H6ZM74 152H75V150H74ZM93 152H94V150H93ZM97 152H98V154H99V153H100V154L103 153V152L96 151V153H95L94 155H96ZM137 152H138V151H136V153H135V157H134V156H133V157L136 158V159H137V158L140 159L139 157H141V156H139V154L142 155L143 152L141 153V151H140V153H139V154L137 155V157H136ZM148 152H149V151H148ZM148 152H147V153H148ZM154 152H155V151H154ZM216 152H215L214 154H216ZM236 152H238V151H236ZM244 152H247V151H244ZM257 152H258V151H257ZM1 153H2V151H1ZM5 153H4V154H5ZM51 153H52V151L50 152V154H51ZM60 153H61V152H60ZM64 153H65V152H64ZM86 153H87V152H86ZM104 153H105V152H104ZM114 153H115V152H114ZM118 153H116V154H118ZM123 153H122V154H123ZM125 153H126V152H125ZM247 153H249V155H251L250 152H247ZM254 153H255V152H254ZM21 154H22V152H21ZM36 154H38V153H36ZM50 154H49V156H46V157L43 156V157H44V158H47V159H51V160L54 159V161H55V158H56V157L53 158L52 156H54V155L51 154L52 156H51V158H50ZM87 154H88V153H87ZM91 154H92V152H91ZM106 154H107V153H106ZM143 154L146 155V152L144 151ZM148 154H149V153H148ZM225 154H226V153H225ZM228 154H229V152H228ZM236 154H237V153H236ZM262 154H263V152H262ZM42 155H43V154H42ZM42 155H41V156H42ZM46 155H47V153H46ZM85 155H86V154H85ZM125 155H126V154H125ZM249 155H248V156H249ZM255 155H256V154L253 155L255 158L258 157L257 155H256V156H255ZM260 155H261V154H260ZM260 155H259V156H260ZM1 156H2V155H1ZM6 156H7V154H6ZM35 156H36V155H35ZM55 156H56V155H55ZM62 156H63V155H62ZM68 156H69V155H68ZM83 156H84V155H83ZM88 156H89V155H88ZM88 156H86V157H88ZM117 156H120V155H117ZM121 156H122V155H121ZM215 156H216V155H215ZM242 156H244V155H242ZM261 156H262V155H261ZM261 156H260V157H261ZM263 156H264V155H263ZM8 157H10V156H8ZM18 157H20V156H18ZM31 157H32V156H31ZM48 157H49V158H48ZM58 157H59V156H57V159H56V160L59 161L60 159H59ZM70 157H71V156H70ZM70 157H69V159H71ZM76 157H77V156H76ZM89 157H91V156H89ZM102 157H103V156H102ZM223 157H225V156H223ZM226 157H228V156H226ZM40 158H41V157H40ZM40 158H39V159H40ZM63 158H65V157H63ZM72 158H73V157H72ZM104 158H105V156H104ZM114 158H116V156L113 157V159H114ZM118 158H119V157H118ZM124 158H125V157H124ZM124 158H123V159H124ZM166 158H168L169 160H167ZM209 158H210V157H209ZM246 158H247V159H246ZM251 158H252V155H251ZM261 158H262V157H261ZM1 159H2V158H1ZM8 159H9V158H8ZM8 159L6 158V160L4 159L3 161H5V163H6V161H8ZM10 159H11V158H10ZM12 159H13V158H12ZM12 159H11V160H12ZM16 159H18V158H16ZM19 159H21V158H19ZM47 159H46V160H47ZM76 159H77V158H76ZM78 159H79V161L82 160V159H80V157H78ZM78 159H77V160H78ZM100 159H101V158H100ZM102 159H103V158H102ZM102 159H101V160H102ZM119 159H120V158H119ZM119 159H118V160H119ZM126 159H127V158H126ZM126 159H125V161H126ZM144 159H145V158H144ZM144 159L141 158L140 160H144ZM229 159H230V158H229ZM28 160H29V159H28ZM32 160H33V159H32ZM42 160H43V159H42ZM51 160H48V161H50V163H51ZM93 160H94V159H93ZM95 160H97V159H95ZM104 160H105V159H104ZM129 160H128V161H129ZM179 160H181V161H179ZM197 160H198V161H197ZM210 160H211V159H210ZM1 161H2V160H1ZM3 161H2V163H3ZM18 161H20V160H18ZM21 161H22V160H21ZM35 161H36V160H35ZM58 161H57V162H58ZM66 161H67V160H66ZM70 161H71V160H70ZM70 161H69V162H70ZM83 161H84V159H83ZM105 161H106V160H105ZM119 161H120V160H119ZM128 161H126V162H128ZM130 161H129V162H130ZM133 161H134V159H133ZM196 161H197V162H196ZM220 161H221V160H220ZM220 161H218V162H220ZM222 161H223V160H222ZM252 161H253V162H252ZM38 162H39V160H38ZM40 162H41V161H40ZM45 162H46V161H45ZM74 162H75V161H73V163H74ZM90 162H91V160H90ZM115 162H116V161H115ZM126 162H125V163H126ZM0 163H1V162H0ZM36 163H37V162H36ZM47 163H48V164H47V166H48V165H49V162H47ZM61 163H62V162H61ZM67 163H68V161H67ZM71 163H72V162H71ZM79 163H80V162H79ZM82 163H83V162L81 161V164H82ZM85 163L87 164V161H86ZM99 163H100V162H99ZM102 163H103V162H102ZM102 163H100V164L102 165ZM106 163H107V162H106ZM112 163H114V160L112 161ZM135 163H138V164H139V162H135ZM208 163H209V162H208ZM208 163H207V164H208ZM216 163H217V162H216ZM221 163H222V162H221ZM3 164H4V163H3ZM11 164H12V163H11ZM13 164H14V163H13ZM24 164H25V163H24ZM24 164L22 163V165H24ZM37 164H38V163H37ZM45 164H46V163H45ZM77 164H78V162H77ZM91 164H92V163H91ZM95 164H96V162H95ZM97 164H98V163H97ZM97 164H96V165H97ZM100 164H99V165H100ZM115 164H116V163H115ZM143 164H144V163H143ZM143 164H142V169H143ZM157 164H158V163H157ZM218 164L220 165V163H218ZM222 164H223V163H222ZM222 164H221V165H222ZM22 165H21V166H22ZM40 165H41V164H40ZM58 165H63V164H60V163H59ZM75 165H76V163H75ZM87 165H88V164H87ZM121 165H122V163H121ZM126 165H127V163H126ZM146 165H145V166H146ZM216 165H217V164H216ZM219 165H218V166H219ZM221 165H220V166H221ZM226 165H227V164H226ZM2 166H3V165H2ZM11 166H12V165H11ZM11 166H10V168H11ZM14 166H15V164H14ZM21 166H20V167H21ZM38 166H39V164H38ZM64 166H65V165H64ZM66 166H67V165H66ZM104 166H105V165H104ZM123 166H124V164L122 165V167H123ZM137 166H139V165H137ZM149 166H148V167H149ZM156 166H158V165H156ZM171 166H172V167H171ZM258 166H259V167H258ZM3 167H6V165L3 166ZM7 167H8V166H7ZM7 167H6V168H7ZM36 167H37V166H36ZM70 167H71V166H70ZM75 167H77V165H76ZM80 167H82V166L80 165ZM85 167H86V166H85ZM90 167H91V166H90ZM90 167H89V168H90ZM108 167H110V166L108 165ZM112 167H113V166H112ZM134 167H135L134 164H133V165L131 164V168H130V169H132L133 172H135V170L133 169ZM212 167H213V166H212ZM221 167H222V166H221ZM223 167H224V164H223ZM254 167H257L256 169L261 168L260 171L262 170V174H261V177H259V178L256 177V179L250 181L249 179H250L251 177L249 176V173L251 174V170L254 169ZM0 168L2 169L1 165H0ZM42 168H43V167H42ZM49 168H50V167H49ZM78 168H79V167H78ZM94 168H95V167H93V169H94ZM99 168H100V167H99ZM105 168H106V167H105ZM125 168H126V167H125ZM125 168H124V169H125ZM138 168H139V167H138ZM157 168H158V167H157ZM213 168H214V167H213ZM15 169H16V168H15ZM15 169H14V170H15ZM25 169H26V168H25ZM29 169H30V168H29ZM52 169H54V167H53ZM55 169H56V168H55ZM59 169H61V168H58V170H59ZM72 169H75V168L72 167ZM110 169H111V168H110ZM112 169L115 170V168H112ZM117 169H118V168H117ZM120 169H121V168H120ZM176 169H177V168H176ZM256 169H254V170H255L254 172H255V173H258V172H256ZM3 170H4V169H3ZM12 170H13V168H12ZM16 170H17V169H16ZM16 170H15V172H17L16 174H18V175L20 176V174H21L22 172H19V171H16ZM20 170H21V169H20ZM38 170L40 171L41 169H38ZM43 170H44V169H43ZM47 170H48V169H47ZM64 170H65V169H64ZM90 170H92V168H90ZM104 170H105V169H104ZM163 170H164V171H163ZM165 170H167V171H165ZM212 170H213V169H212ZM1 171H2V170H1ZM23 171H24V170H23ZM31 171H33V170H31ZM41 171H42V170H41ZM56 171H57V169H56ZM119 171H120V170H119ZM137 171H138V170H137ZM137 171H136V172H137ZM139 171H140V170H139ZM173 171H174V170H173ZM175 171H177V170H175ZM258 171H259V170H258ZM10 172H12V171H10ZM35 172H36V171H35ZM37 172H38V171H37ZM54 172H55V170H54ZM54 172H53V173H54ZM61 172H62V171H61ZM64 172H65V171H64ZM64 172H63V173H64ZM95 172H96V169H95ZM107 172H108V171H107ZM8 173H9V171H8ZM19 173H20V174H19ZM58 173H59V171H58ZM110 173H111V172H110ZM247 173H248V174H247ZM9 174H10V173H9ZM11 174H12V173H11ZM16 174H15V175H16ZM22 174H23V173H22ZM30 174H31V173H30ZM35 174H36V173H35ZM37 174H38V173H37ZM54 174H55V176L58 175V174H56V172H55ZM60 174H61V173H60ZM67 174H68V173H67ZM108 174H109V173H108ZM128 174H130V173H128ZM134 174H135V173H134ZM173 174H174V173H173ZM6 175H8V174L6 173ZM12 175H13V174H12ZM33 175H34V174H33ZM42 175H43V174H42ZM42 175H40V176H42ZM44 175H45V174H44ZM88 175H89V173H88ZM246 175H248V176L250 177L248 180H244V179H246V178H245ZM2 176H3V175H2ZM19 176H17V177L19 178ZM82 176H84V175H82ZM82 176H81V177H82ZM105 176H106V175H104L103 178H106V177H107V176H106V177H105ZM125 176H126V175H125ZM129 176H130V175H128V177H129ZM255 176H256V175H255ZM262 176H263V177H262ZM0 177H1V175H0ZM81 177H80V178H81ZM117 177H118V175H117ZM128 177L126 176V178H128ZM130 177H131V176H130ZM134 177H135V176H134ZM179 177H181V176H179ZM2 178H3V177H2ZM5 178H6V177H4V179H5ZM42 178H43V176H42ZM85 178H87V177H85ZM85 178H83V179H85ZM136 178H138V177H136ZM136 178H135V179H136ZM177 178H178V177H177ZM12 179H13V177H12ZM135 179H133V178H132V179H128L127 184H126L128 188H130V189H135V188L137 187V181H136ZM251 179H252V178H251ZM0 180H1V179H0ZM2 180H3V179H2ZM2 180H1V182H2ZM7 180H9V179H7ZM79 180H80V179H79ZM85 180H86V179H85ZM87 180H88V179H87ZM90 180H91V179H90ZM5 181H6V180H5ZM14 181H15V180H14ZM43 181H47V180H43ZM81 181H82V180H81ZM31 182H33V181H31ZM83 182H84V181H83ZM9 183H11V182H9ZM12 183H13V181H12ZM28 183H29V182H28ZM50 183H51V185H52V181H51ZM65 183H66V182H65ZM73 183H74V182H73ZM84 183H85V182H84ZM121 183H122V182H121ZM1 184H2V183H1ZM3 184H5L4 181H3ZM3 184H2V185H3ZM34 184H35V183H34ZM38 184H39V183H38ZM40 184H41V183H40ZM40 184H39V185H40ZM45 185H46V184H45ZM60 185H61V184H60ZM69 185H70V184H69ZM69 185H68V186H69ZM0 186H1V185H0ZM17 186H19V185H17ZM17 186H16V187H17ZM32 186H33V185H32ZM35 186H36V185H35ZM35 186H34L33 188H35ZM49 186H50V185H49ZM65 186H66V185H65ZM118 186H119V185H118ZM122 186H123V184H122ZM14 187H15V186H14ZM16 187H15V188H16ZM24 187H26V184H25ZM28 187H29V186H28ZM37 187H38V186H37ZM66 187H67V186H66ZM66 187H65V188H66ZM15 188H14V189H15ZM20 188H21V186H20ZM30 188H31V187H30ZM40 188H41V187H40ZM46 188H47V187H46ZM52 188H53V187H52ZM65 188H64V190H65ZM82 188H83V187H82ZM125 188H126V187H125ZM138 188H139V187H138ZM138 188H137V190H138ZM140 188H139V189H140ZM17 189H18V188H17ZM17 189H16V190H17ZM26 189H27V188H26ZM79 189H80V188H79ZM7 190H8V189H7ZM7 190H6V191H7ZM23 190H24V189H23ZM27 190H28V189H27ZM64 190L62 189V190H60V191H64ZM127 190H128V189H127ZM157 190H158V191H157ZM6 191H5V192H6ZM13 191H14V190H13ZM54 191H55V190H54ZM54 191H52V192L54 193ZM56 191H57V190H56ZM135 191H136V190H135ZM257 191H258V190H257ZM5 192H4V193H1V195H2V194L5 195V194H6ZM8 192H9V190H8ZM29 192H30V191H29ZM78 192L80 193V191H77L76 193L78 194ZM82 192H83V191H82ZM125 192H126V191H125ZM251 192H250V193H251ZM255 192H256V191H255ZM23 193H24V192H23ZM56 193H57V192H56ZM76 193H75V194H76ZM121 193H122V192H121ZM139 193H141V191H140ZM139 193H138V194H139ZM177 193H178V192H177ZM179 193H180V192H179ZM250 193H249V194H250ZM257 193L259 194V192H257ZM260 193H261V191H260ZM263 193H264V192H263ZM75 194H73V195H75ZM80 194H82V193H80ZM83 194H84V193H83ZM167 194H168V193H167ZM251 194H252V193H251ZM251 194H250V196H251ZM253 194H254V192H253ZM255 194H256V193H255ZM62 195H64V194L62 193ZM62 195H61V196H62ZM70 195H71V194H70ZM136 195H137V193H136ZM11 196H13V195H11ZM19 196H21V194H20ZM54 196H56V195H54ZM61 196H58V197H61ZM76 196H77V195H76ZM78 196H79V195H78ZM82 196H83V195H82ZM123 196H124V195H123ZM133 196H134V195H133ZM250 196H249V197H250ZM252 196H253V195H252ZM0 197H1V196H0ZM56 197H57V196H56ZM67 197H68V196H67ZM67 197H66V200H67ZM69 197H70V196H69ZM69 197H68V198H69ZM71 197H72V196H71ZM71 197H70V198H71ZM74 197H75V196H74ZM74 197H72V199H73ZM80 197H81V195L79 196V198H80ZM83 197H85V196H83ZM129 197H130V196H129ZM184 197H185V194H184ZM184 197H183V198H184ZM7 198H8V197H7ZM13 198H14V197H13ZM75 198H76V197H75ZM86 198H87V197H86ZM86 198H85V199H86ZM127 198H128V197H127ZM179 198H180V197H179ZM187 198H188V197H187ZM243 198H244V199H243ZM256 198L259 199L260 197L258 198V196H257ZM256 198H255V199H256ZM2 199L5 201L4 198H2ZM14 199H15V198H14ZM45 199H48V197L45 198ZM54 199H55V197H54ZM58 199H60V198H58ZM72 199H71V200H72ZM120 199H121V198H120ZM124 199H125V198H124ZM124 199H123V200H124ZM130 199H131V198H130ZM247 199H248V198H247ZM0 200H1V198H0ZM12 200H13V199H12ZM56 200H57V199H56ZM56 200H55V201H56ZM63 200H64V199H63ZM73 200H74V199H73ZM182 200H183V199H182ZM182 200H181V201H182ZM184 200H185V199H184ZM8 201H9V200H8ZM41 201H42V200H41ZM55 201H54V202H55ZM74 201H76V200H74ZM77 201H78V200H77ZM82 201H84V200L82 199ZM186 201H187V200H186ZM252 201H255V200L253 199ZM263 201H264V200H263ZM38 202H39V201H38ZM50 202L53 203V201H51V199H50ZM63 202H64V201H63ZM65 202H66V201H65ZM70 202H71V201H69V203H70ZM78 202H79V204L81 203L80 200H79ZM145 202H146V201H145ZM208 202H209V201H208ZM212 202H213V201H212ZM258 202H259V203H262L261 205H263V203H264V202H260L259 200H258ZM258 202H256V203L259 204ZM7 203H8V202H7ZM67 203H68V202H67ZM87 203H88V202H87ZM87 203H86V204H87ZM146 203H147V202H146ZM146 203H145V205H146ZM173 203H175V204H173ZM176 203H177V204H176ZM181 203H182V202H181ZM216 203L213 202L212 204H216ZM35 204H36V203H35ZM50 204H51V203H50ZM70 204H71V203H70ZM70 204H69V205H70ZM74 204H77V203H74ZM187 204H189V203H187ZM207 204H208V203H207ZM210 204H211V203H210ZM245 204H246V203H245ZM257 204H256V205H257ZM8 205H9V204H8ZM19 205H20V204H19ZM55 205H56V204H55ZM62 205H64V204L62 203ZM104 205H105V203H104ZM134 205H135V204H134ZM140 205H141V204H140ZM140 205H139V206H140ZM225 205H224V206H225ZM259 205H260V204H259ZM259 205H258V206H259ZM22 206H23V205H22ZM22 206H21V207H22ZM51 206H52V205H51ZM76 206H77V205H76ZM85 206H86V205H85ZM121 206H122V205H121ZM121 206H120V208H121ZM123 206H124V205H123ZM126 206H127V205H126ZM136 206H137V205H136ZM143 206H144V204H143ZM147 206H148V205H147ZM178 206H179V205H178ZM178 206H177V207H178ZM189 206H190V205H189ZM217 206H218V205H217ZM235 206H238V205H235ZM250 206H251V205H250ZM252 206H254V205H252ZM14 207H16V205H14ZM30 207H31V206H30ZM93 207H94V206H93ZM100 207H101V205H99V208H100ZM103 207H104V206H103ZM145 207H146V206H145ZM151 207H152V206H151ZM211 207H212V206H211ZM218 207H219V206H218ZM221 207H223V206H221ZM230 207H231V206H230ZM230 207H229V208H230ZM240 207L243 208V207H242V204H241ZM245 207H249V206L246 205ZM260 207H261V206H260ZM35 208H36V206H35ZM37 208H39V205L37 206ZM67 208H68V206H67ZM81 208H82V207H81ZM99 208H98V209H99ZM104 208H105V207H104ZM104 208H103V209H104ZM128 208H129V207H128ZM155 208H156V207H155ZM231 208H232V207H231ZM233 208H234V207H233ZM14 209H15V208H14ZM14 209H13V210H14ZM31 209H32V208H31ZM33 209H34V208H33ZM33 209H32V210H33ZM64 209H65V208H64ZM68 209H70V208H68ZM82 209H83V208H82ZM89 209H91V207H88V206L85 207V208H84V212H85V213H88V212L90 211ZM121 209H122V208H121ZM147 209H148V207H147ZM151 209H152V208H151ZM237 209H238V208H237ZM237 209H236V211H237ZM247 209H248V208H247ZM249 209H250V208H249ZM252 209H253V208H252ZM252 209H251L252 213H253V211H254V212L257 211L256 208H255L256 211H255V210H252ZM29 210H30V209H29ZM59 210H60V209H58V211H59ZM87 210H88V212H87ZM101 210H102V209H101ZM130 210H131V209H130ZM142 210H143V209H142ZM148 210H149V209H148ZM178 210H179V209H178ZM216 210H217V209H216ZM221 210H222V209H221ZM223 210H224V208H223ZM226 210H228V209L226 208ZM231 210H233V209H231ZM240 210H241V209H240ZM242 210H246V208H245V209H242ZM262 210H263V209H262ZM11 211H12V210H11ZM133 211H134V210H133ZM153 211H154V209H153ZM153 211H152V212H153ZM263 211H264V210H263ZM263 211L261 212L262 214H263ZM9 212H10V211H9ZM42 212H43V211H42ZM61 212H62V211H61ZM81 212H82V211H81ZM94 212H95V210H94ZM94 212H93V214H94ZM101 212H102V211H101ZM115 212H116V211H115ZM127 212H128V211H127ZM143 212H144V211H143ZM145 212H146V211H145ZM224 212H226V211L224 210ZM229 212H230V211H229ZM247 212H249V214L251 213L250 211H245V212L243 211V212H241V214H240V213L237 211V213L240 214V215L242 216V218H243V213H245V214L247 215V214H248ZM89 213H90V212H89ZM118 213H119V212H118ZM118 213H117V215H118ZM124 213H126V212L124 211ZM139 213H140V212H139ZM141 213H142V212H141ZM234 213H235V212H234ZM261 213H260V214H261ZM4 214H5V213H4ZM17 214H18V213H17ZM40 214H41V213H40ZM77 214H78V213H77ZM82 214H83V213H82ZM105 214H106V213L104 212V215H105ZM119 214H120V213H119ZM121 214H123V213H121ZM142 214L144 215V213H142ZM229 214H230V213H229ZM245 214H244V216H245ZM253 214H254V216L256 215V213H253ZM1 215H3V214H1ZM10 215H12V214H10ZM13 215H14V212H13ZM89 215H90V214H89ZM94 215H95V214H94ZM101 215H102V214H101ZM125 215H126V214H125ZM125 215H124V216H125ZM128 215H130V214L128 213ZM143 215H142V216H143ZM203 215H204V214H203ZM98 216H99V215H97V217H98ZM113 216H114V215H113ZM138 216H139V215H138ZM140 216H141V214H140ZM195 216H196V215H195ZM233 216H234V215H233ZM238 216H239V215H238ZM252 216H253V215H252ZM254 216H253V218H256V216H258V214H257L255 217H254ZM260 216H261V215H260ZM9 217H10V216H9ZM9 217H8V218H9ZM35 217H36V216H35ZM46 217H48V216H46ZM60 217H61V216H60ZM101 217H103V216H101ZM108 217H109V216H108ZM125 217H126V216H125ZM133 217H134V216H133ZM188 217H187V218H188ZM196 217H198V216H196ZM234 217H235V216H234ZM246 217H250V216L247 215ZM246 217H245V218H246ZM10 218L13 219L14 216H13V217H10ZM141 218H144V217H141ZM192 218H194V217H192ZM220 218H221V217H220ZM250 218H251V217H250ZM14 219H15V218H14ZM45 219H46V218H45ZM45 219H44V220H45ZM63 219H65V218H63ZM67 219H68V217H67ZM105 219H106V218H105ZM108 219H109V218H108ZM118 219H119V218H118ZM128 219H129V218H128ZM136 219L138 220V218H136ZM200 219H201V217H200ZM205 219H206V217H205ZM231 219H232V218H231ZM233 219H235V218H233ZM248 219H249V218H248ZM257 219H258V221L260 220V218H257ZM257 219H256V221H257ZM262 219H264V218H262ZM6 220H8V219L6 218ZM115 220H117V219H115ZM126 220H127V219H126ZM129 220H130V219H129ZM129 220H127V221L130 222ZM137 220H136V222H137ZM139 220H140V219H139ZM187 220H189V219H187ZM196 220H197V219H196ZM196 220H195V221H196ZM235 220H236V219H235ZM235 220H234V221H235ZM237 220H239V219H237ZM249 220H250V219H249ZM48 221H50V220H48ZM51 221H53V220H51ZM54 221H55V220H54ZM87 221H88V220H87ZM123 221H124V220H122V223H123V224H124V222H127V221H124V222H123ZM140 221H141V220H140ZM142 221H143V220H142ZM189 221H190V220H189ZM189 221H188V222H189ZM192 221H193V220H192ZM192 221L189 222V223H192ZM205 221H206V220H205ZM232 221H233V220H232ZM251 221H252V219H251ZM261 221H262V220H261ZM263 221H264V220H263ZM3 222H5V220H4ZM3 222H2V223H3ZM7 222H9V221H7ZM57 222H58V221H57ZM64 222H66V221L64 220L63 223H64ZM106 222H107V221H106ZM109 222H111V223H109L110 225H112V224L114 223V222H112V221H109ZM119 222H120V221H119ZM119 222H118V223H119ZM128 222H127V223H128ZM193 222H194V221H193ZM198 222H199V221H197V223H198ZM208 222H209V221H208ZM208 222H207V223H208ZM236 222H237V221H236ZM259 222H260V221H259ZM33 223H34V222H33ZM55 223H56V221H55ZM58 223H59V222H58ZM116 223H117V222H116ZM118 223H117V224H118ZM120 223H121V222H120ZM142 223H143V222H142ZM195 223H196V222H194V225H195ZM197 223H196V225H197ZM218 223H219V222H218ZM254 223H255V222H254ZM10 224H11V223H10ZM31 224H32V223H31ZM39 224H40V223H39ZM51 224H52V223H51ZM106 224H107V223H106ZM114 224H115V223H114ZM130 224H131V222H130L129 224H127V225H130ZM133 224H134V223H133ZM212 224H213V223H212ZM219 224H220V223H219ZM249 224H250V223H249ZM263 224H264V223H263ZM6 225H7V224H6ZM42 225H43V224H42ZM42 225H41V226H42ZM57 225H58V224H57ZM98 225H99V224H98ZM110 225L106 226V228L109 227ZM118 225H119V224H118ZM124 225H125V224H124ZM214 225H215V224H214ZM214 225H213V226H214ZM251 225H252V224H251ZM260 225H261V224H260ZM30 226H31V225H30ZM80 226H81V225H80ZM100 226L103 227L102 225H100ZM113 226H114V225H113ZM113 226H112V227H113ZM116 226H117V225H116ZM184 226H186V227H184ZM215 226H216V225H215ZM245 226H246V225H245ZM261 226H263V225H261ZM261 226H259V227L256 226V227L261 228ZM101 227H100V228H101ZM119 227H120V226H119ZM129 227H131V226H129ZM263 227H264V226H263ZM27 228H28V227H27ZM48 228H49V227H48ZM98 228H99V227H98ZM98 228H97V229H98ZM113 228H114V227H113ZM122 228H123V227H122ZM131 228H132V227H131ZM213 228H214V227H213ZM220 228H221V227H220ZM258 228H256L255 231H256ZM28 229H29V228H28ZM52 229H55V228L53 227ZM93 229H94V228H93ZM101 229H102V228H101ZM117 229H118V226H117ZM119 229H121V228H119ZM119 229H118V230H119ZM126 229H127V228H126ZM153 229H154V228H153ZM215 229H216V228H215ZM222 229H223V227H222ZM248 229H249V228H248ZM33 230H34V227H33ZM33 230H31V231L33 232ZM35 230H36V229H35ZM43 230H44V229H43ZM43 230L40 231V232H38V233L43 232ZM45 230H46V229H45ZM45 230H44V231H45ZM48 230H49V229H48ZM48 230H47V231H48ZM90 230H91V229H90ZM90 230H89V231H90ZM114 230H115V228H114ZM216 230H217V229H216ZM216 230H215V232H216ZM253 230H254V229H253ZM9 231H10V230H9ZM49 231H50V230H49ZM56 231H57V233H58L59 230H56ZM72 231H73V230H72ZM138 231H139V230H138ZM144 231H145V230H144ZM153 231H154V230H153ZM206 231H207V230H206ZM209 231H210V230H209ZM209 231H208V232H209ZM213 231H214V230H213ZM250 231H251V230H250ZM262 231H263V230H262ZM15 232H18V231L13 229V230L11 231V234H13V233H15ZM24 232H25V231H24ZM69 232H70V231H69ZM81 232H82V231H81ZM93 232H94V231H93ZM109 232H110V231H109ZM109 232H108V234H109ZM112 232H114V231H112ZM120 232H123V231H120ZM150 232H151V231H150ZM210 232H211V231H210ZM210 232H209V234H210ZM215 232H213V233H215ZM4 233H5V232H4ZM4 233H2V234L4 235ZM19 233H20V234H19ZM19 233H18V234H19V238H20L21 232H19ZM36 233H37V232H36ZM43 233H44V232H43ZM45 233H46V232H45ZM49 233H50V232H49ZM49 233H48V234H49ZM79 233H80V232H79ZM106 233H107V232H106ZM114 233H115V232H114ZM114 233H113V234H114ZM117 233H118V232H117ZM124 233H125V232H124ZM126 233H128V232H126ZM136 233H137V232H136ZM143 233H144V232H143ZM145 233H146V231H145ZM169 233H166V232H165V234H168V235H169ZM252 233H253V232H252ZM255 233H256V232H255ZM258 233H259V232H258ZM260 233H262V232H260ZM0 234H1V233H0ZM7 234H8V233H7ZM16 234H17V233H16ZM24 234L27 235L28 233H24ZM30 234H31V233L29 232V236H28V238L30 237ZM32 234L34 235V232H33ZM67 234H68V233H67ZM69 234H70V233H69ZM73 234H74V233H73ZM90 234H91V232H90ZM95 234H96V233H95ZM95 234H94V235H95ZM110 234H111V233H110ZM113 234H112V235H113ZM115 234H116V233H115ZM122 234H123V233H122ZM146 234H147V233H146ZM152 234H153V233H152ZM198 234H199V233H198ZM204 234H208V233H204ZM204 234H203V235H204ZM217 234H218V233H217ZM239 234H240V236L243 238V240H245L246 242L249 241V240L251 239V237H250L251 233H250V235H249V232H239ZM263 234H264V233H263ZM36 235H37V236H36V238H37V237L39 236V234H36ZM40 235H42V233H41ZM46 235H47V234H46ZM46 235H45V236H46ZM51 235H53L52 232H51ZM51 235H50V236H51ZM55 235H57V234H55ZM77 235H78V234H77ZM88 235H89V234H88ZM88 235H87L86 237H89V236H90V235H89V236H88ZM92 235H93V233H92ZM94 235H93V236H94ZM96 235H97V234H96ZM127 235H128V234H127ZM143 235H144V234H143ZM149 235H150V234H149ZM161 235H162V234H161ZM190 235H191V234H190ZM219 235H220V233H219ZM7 236H8V235H7ZM43 236H44V234H43ZM57 236H58V235H57ZM57 236H56V237H57ZM61 236H62V235H61ZM65 236H67V235L65 234ZM69 236H70V235H69ZM69 236H68V237H69ZM71 236H72V235H71ZM78 236H79V235H78ZM93 236H90V237L93 238ZM98 236H99V235H98ZM104 236H105V235H104ZM106 236H107V235H106ZM115 236H118V235H115ZM115 236H114V238H111L112 236L109 235L108 238H105V240L109 239V240H108V244H115L116 242H118V239H117L118 237L115 238ZM124 236H126V235H124ZM144 236H146V235H144ZM195 236H197V235H195ZM225 236H226V235H225ZM263 236H264V235H263ZM16 237H18V235H17ZM16 237H15V238H16ZM21 237H23V235H22ZM39 237H40V236H39ZM47 237H49V235L46 236V239H47ZM53 237H54V236H53ZM90 237H89V238H90ZM94 237H95V236H94ZM100 237H102V236H100ZM109 237H110V238H109ZM177 237H178V238H177ZM206 237H207V235H206ZM211 237H212V236H211ZM217 237H218V236H217ZM252 237H253V236H252ZM255 237H256V236H255ZM255 237H254L253 239H256ZM258 237H259V236H258ZM10 238H12V237H10ZM13 238H14V237H13ZM33 238L35 239V237H33ZM33 238H31L32 241H33ZM50 238H51V237H50ZM91 238H90L89 240H91ZM95 238H97V237H95ZM119 238H120V237H119ZM201 238H202V237H201ZM218 238H219V237H218ZM218 238H217V239H218ZM261 238H262V237H261ZM263 238H264V237H263ZM17 239H18V238H17ZM21 239H23V238H21ZM37 239H38V238H37ZM41 239L44 240L45 238L43 239V238L40 237L39 240H41ZM51 239H52V238H51ZM55 239H56V238H55ZM55 239L53 238L52 240H54V242H55ZM61 239H63V238H61ZM66 239H67V238H66ZM73 239H74V238H73ZM77 239H79V238H77ZM122 239H123V236H122ZM182 239H183V238H182ZM185 239H186V238H185ZM13 240H15V243H18V242H16V239H13ZM24 240H25V238H24ZM42 240L40 241L41 243L43 242ZM47 240H48V239H47ZM47 240H46V241H47ZM52 240H49V241H52ZM92 240H93V239H92ZM94 240H96V239H94ZM97 240H99V239L97 238ZM152 240H153V239H152ZM152 240H151V242H153ZM201 240H202V239H201ZM220 240H221V242L223 241L222 238H221ZM220 240H219V241H220ZM230 240H231V239H230ZM7 241H9V240L7 239ZM10 241H11V239H10ZM46 241H44V243H45ZM64 241H65V239H64ZM69 241H70V240H69ZM73 241H74V240H73ZM159 241H160V245H162V244H164L165 242L169 244V243H171L173 240H172L171 242H167V238H166L165 236L162 235V236H161V239H160ZM183 241H184V240H183ZM202 241H207V238H206V239H203ZM208 241H209V240H208ZM208 241H207V242H208ZM210 241H211V239H210ZM210 241H209V242H210ZM258 241H259V238H258ZM261 241H262V240H261ZM261 241H259V244H260V243H261V244L263 243V242H261ZM13 242H14V241H13ZM20 242H23V241H20ZM34 242H35V241H34ZM36 242H37V241H36ZM36 242H35L34 244H29V243H28V244H25V243L22 244V243H18L17 246H15V249H14V250H12V251L10 250V252H11V253H10L11 256H12V257L15 256V258H16V257H18V255H19V256H20V255L22 256V255H25V254H27V253H29V255H30V254H31V251H33V249H34L33 247H35V248L37 247V251L35 252V254H33V257L31 256V258H33L34 261H35V259H36V261H37V259L39 258V260L50 259L51 262H52V264H79V263H78L79 261L76 260V259H72L71 262H68V261L66 260L65 255H64V251H66V250H67L66 247H69V246H64V245H66V244H65L66 242L64 243V242L61 241V240H60V242H59V238H58V242H59L60 244H61V242H63L64 245L61 246L60 248H59V246H58V248H56V249H57L56 251H53V250H52V249H55V247H53V248H48V246H49L50 243L48 244V246H46V245L44 246V245L42 244L43 246H41V247L38 248V246H39L40 244L38 243V244H39V245H38ZM38 242H39V241H38ZM74 242H75V241H74ZM89 242H91V241H89ZM98 242H99V241H98ZM102 242H103V241H102ZM209 242H208V243H209ZM230 242H231V241H230ZM51 243H52V242H51ZM75 243H76V242H75ZM83 243H84V242H83ZM91 243H92V242H91ZM100 243H101V242H100ZM106 243H107V242H106ZM172 243H174V242H172ZM172 243H171V244H172ZM205 243H206V242H205ZM223 243H224V241H223ZM233 243H234V242H233ZM254 243H255V242H253V244H254ZM36 244H37V245H36ZM60 244H57V245H60ZM92 244H93V243H92ZM102 244H103V243H102ZM102 244H99V245H102ZM139 244H141V243H139ZM139 244H138V246H139ZM143 244H144V243H143ZM147 244H149V243L147 242V243H145L144 245H147ZM157 244H159L158 241H157ZM253 244H252V245H253ZM10 245H11V244H10ZM12 245H13V244H12ZM51 245H52V244H51ZM53 245H54V244H53ZM73 245H75V244H73ZM77 245H78V243L75 245V248L77 247ZM126 245L128 246V244H126ZM144 245H143V246H144ZM160 245L157 246V245L155 244V246H154V245H151V244H150V247H149L148 249H149L150 251H155V253H156V251L158 250L157 248H160V251H161L162 248H161ZM188 245H189V244H188ZM191 245H192V243H191ZM217 245H219V243H218ZM220 245H221V243H220ZM230 245H231V244H230ZM233 245H234V244H232V246H233ZM71 246H72V245H71ZM79 246H80V245H79ZM129 246H130V244H129ZM133 246H134V245H133ZM159 246H160V247H159ZM176 246H177V245H176ZM181 246H182V245H181ZM181 246L179 247L180 249H181ZM206 246L209 247V245H206ZM247 246H250V245H247ZM81 247H82V246H80V248H81ZM99 247H100V246H99ZM130 247H131V246H130ZM130 247H129V248H130ZM145 247H147V246H145ZM253 247H254V245H253ZM260 247H261V245H260ZM263 247H264V246H263ZM31 248H33V249L31 250ZM73 248H74V247H73ZM78 248H79V247H78ZM82 248H83V247H82ZM111 248H113V247H111ZM126 248H128V247H126ZM129 248L126 249V250H129ZM132 248H133V247H132ZM169 248H170V247H169ZM182 248H184V247H182ZM203 248H205V247H203ZM203 248L201 247V249L204 250L203 252L209 254V252L206 251L207 249L205 250V249H203ZM211 248H212V247H211ZM217 248H219V247L217 246ZM223 248H225V247H223ZM235 248H237L236 245H235ZM240 248H241V247H240ZM249 248H250V247H249ZM256 248H257V247H256ZM261 248H262V247H261ZM58 249H59V250H58ZM92 249H95V248H92ZM136 249H137V248H136ZM138 249H139V248H138ZM146 249H147V248H146ZM148 249H147V252H148ZM180 249H178V250L180 251ZM241 249H242V248H241ZM247 249H248V248H247ZM250 249L252 250V248H250ZM250 249H249V250H250ZM4 250H5V249H4ZM84 250H85V249H84ZM162 250H165V249H162ZM174 250H175V249H174ZM219 250H220V249H219ZM226 250H227V249H226ZM229 250H230V249H229ZM243 250H246V249H243ZM106 251H107V253H108V250H102V251H100V252H96V253H97L96 256H97V258H99V260H103L104 258L107 257L106 259H107L108 261H110L109 264H114V263H111V262H114V260L117 258L116 255H118V254H120V253H124L123 250L115 251V247H114V250H113L114 252L112 251L113 253L111 252V249H110V251H109V253L113 254L112 256L105 255L104 252H106ZM137 251H138V250H137ZM143 251H144V250H143ZM143 251H142V252H143ZM150 251H149V252H150ZM200 251H201V250H200ZM209 251H211V250L209 249ZM236 251H237V250H236ZM238 251H239V250H238ZM238 251H237V252H238ZM259 251H260V250H259ZM24 252H27V253H24ZM56 252H59V253H60V254L57 253L58 256L60 255L58 258H57V256H56V254L54 255V253H56ZM78 252H80V251H78ZM84 252H85V251H84ZM127 252H128V251H127ZM163 252H164V251H163ZM171 252H172V251H171ZM187 252H189V251H186V252H178V251H177L176 254H175V256L181 260V258H186V256H187L186 253H187ZM213 252L215 253V251H213ZM241 252H242V254H243L244 251H241ZM241 252H240V254H241ZM256 252H257V251H256ZM256 252H255V253H256ZM0 253H1V252H0ZM5 253H6V252H5ZM65 253H66V252H65ZM68 253H70V252L68 251ZM68 253H67V254H68ZM109 253H108V254H109ZM128 253H130V252H128ZM132 253H133V252H132ZM132 253H131V254H132ZM136 253H137V252H136ZM150 253H151V252H150ZM192 253H193V252H192ZM217 253H218V254H217ZM217 253H216V254H217L218 257H219V252H217ZM247 253H249V252H247ZM260 253H261V254H259V253H256V254L262 255L263 252H260ZM6 254H7V253H6ZM10 254H9V255H10ZM77 254H78V253H77ZM125 254H126V253H125ZM143 254H144V253H143ZM143 254H141V255H143ZM152 254H153V252H152ZM171 254H172V253H171ZM207 254H206V256H207ZM232 254H234V255H238V254H235V253H232ZM3 255H4V254H3ZM7 255H8V254H7ZM68 255H70V254H68ZM132 255H133V254H132ZM135 255H136V254H135ZM141 255H140V257H141ZM144 255L149 256V255H147V253H145ZM144 255H143V256H144ZM162 255H163V254H162ZM167 255H168V253H167ZM244 255H245V254H244ZM91 256H92V255H91ZM91 256H88V257H91ZM136 256H137V255H136ZM150 256H151V254H150ZM155 256H156V255H155ZM165 256H166V255L164 254V257H165ZM201 256H202V255H201ZM263 256H264V254H263ZM0 257H1V255H0ZM2 257H3V256H2ZM8 257H9V256H8ZM8 257H6V258H8ZM22 257H23V256H22ZM25 257H28V258H29V256H25ZM112 257H115V258H112ZM119 257H120V256H119ZM121 257H122V256H121ZM138 257H139V255H138ZM138 257H136V258H138ZM160 257H162V256H160ZM209 257H210V256H209ZM260 257H261V256H260ZM3 258H4V257H3ZM3 258H2V260H0V261H4ZM18 258H19V257H18ZM18 258H17V260H18ZM75 258H76V256H75ZM83 258H87V257H83ZM100 258H103V259H100ZM109 258H110V259H109ZM126 258H127V257H126ZM132 258H135V257H132ZM162 258H163V257H162ZM166 258H167V257H166ZM170 258H171V257H170ZM170 258L168 257L167 260H169ZM191 258H193V257H191ZM228 258H231V257H228ZM238 258H239V257H238ZM242 258H243V257H242ZM249 258H250V257H249ZM262 258H263V257H262ZM80 259H81V258H80ZM157 259H158V258H157ZM160 259H161V258H160ZM205 259H207V258H205ZM208 259H209V258H208ZM246 259H247V258H246ZM257 259H258V258H257ZM263 259H264V258H263ZM17 260H15V261H17ZM19 260H21V259H19ZM19 260H18V261H19ZM23 260H24V258H23ZM86 260H87V259H86ZM92 260H94V259H90V258H88V261H89L90 263H92V264H97V263H95V262H92ZM119 260H120V258H119ZM145 260H146V259H145ZM147 260H148V259H147ZM149 260H151V259H149ZM161 260H162V259H161ZM189 260H190V259H189ZM192 260L195 261L194 258H193ZM209 260H210V259H209ZM233 260H234V259H233ZM28 261H29V259H28ZM28 261H27V262H28ZM104 261H105V260H104ZM120 261H121V260H120ZM159 261H160V260H159ZM178 261H179V260H178ZM212 261H213L214 263H216V264H217V263H218V264H228V263L223 262L222 260H219V258H217V256H215V255H212ZM19 262H20V261H19ZM21 262H22V261H21ZM31 262H32V261H31ZM37 262H38V261H37ZM48 262H49V261H48ZM51 262H50V263H51ZM155 262H156V261H155ZM155 262H154V263H155ZM166 262H168V261H166ZM172 262H173V260H172ZM187 262H188V261H187ZM197 262H198V261H197ZM23 263H25V261L22 262V264H23ZM38 263H39V262H38ZM41 263L44 264L43 261H42ZM82 263H83V261H82ZM119 263H120V262H119ZM132 263H133V262H132ZM154 263H153V264H154ZM158 263H159V262H158ZM161 263H162V262H161ZM189 263H190V262H189ZM191 263H192V261H191ZM193 263H195V262H193ZM193 263H192V264H193ZM203 263H204V262H203ZM209 263H210V262H209ZM240 263L242 264V261H241ZM240 263H237V264H240ZM257 263H258V260H257ZM0 264H1V263H0ZM17 264H19V263H17ZM47 264H48V263H47ZM178 264H179V263H178ZM196 264H197V263H196ZM200 264H202V263L200 262ZM212 264H213V263H212Z\"/></svg>",
  "mask_w": 264,
  "mask_h": 264
}]
</instances>
